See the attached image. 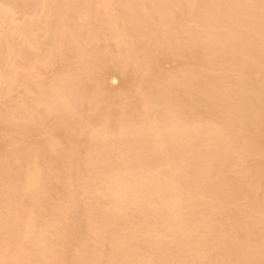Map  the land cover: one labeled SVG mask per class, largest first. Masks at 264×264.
I'll list each match as a JSON object with an SVG mask.
<instances>
[{
	"label": "bare ground",
	"instance_id": "6f19581e",
	"mask_svg": "<svg viewBox=\"0 0 264 264\" xmlns=\"http://www.w3.org/2000/svg\"><path fill=\"white\" fill-rule=\"evenodd\" d=\"M16 1V2H15ZM73 1H75V0H73ZM77 1V0H76ZM103 1V2H102ZM108 2V0H78L77 2H76V5L75 4H71L70 2V0H69V3L70 4H68V3H66V2H68V0H24V1H22V0H20V2H21V4H20V2H19V0L17 1V0H6V1H4V0H0V51H1V54H0V65L1 64H4V66L7 64V66H9L10 67V69H12V71L14 72H12L11 70V74L10 75H15V77H14V75L13 76H11V77H14V78H16V76H18V79L16 80V81H18V84L20 85L21 84V82L20 81H22L23 80V83L20 85V87H22V86H24L23 84H25L24 82L26 81V83H30V81L29 80H32V78H33V75H35V74H37L38 75V73H36V71H35V67H33L34 65V60L33 59H26L25 57L23 58V55L24 56H28V54H29V56L30 57H33V56H37L38 54L40 55V53H42L43 51V53L41 54V55H47L48 53H49V55H47V59H46V56H43V57H45V58H43L41 55L39 56V57H41V58H43V59H46V60H48V58L52 55V57H53V53H57L58 51H56L54 48L56 47V46H54L55 44H54V42H56L57 41V39L59 40V38H61V40H63L64 39V42L63 41H61L62 42V45H61V47H58V49L60 50V52H61V56H62V53H64V55H65V52L67 51V52H69L70 53V51L72 50V52H73V47L75 46V42H77V44H79V45H82L83 46V48H82V46H80V49H79V47H78V49H79V51L77 50V51H75V52H80V53H77L76 54V56H73L72 55V53H71V55H69L67 52H66V57L69 55V57L71 56V57H73V59L71 60H69V59H67L68 61H70V63H72L73 61H76L75 59H77V64H75L76 62H73L74 64L73 65H77V66H75L76 67V71L78 70L77 69V67L79 68L80 67V70H81V68H82V66L84 65V66H87L88 64V66H89V68H83V69H86V71H88L90 68H92V62H90V61H93V59H94V64L96 65L95 67H97V65H98V67H97V70H98V68L99 69H101L100 67H99V64L101 63L102 64V62H104V61H95L96 60V54H95V51H94V53L93 52H91V50L93 49V48H95L94 46L96 45V43H95V45H94V43H93V41L95 40V41H97L96 40V35L98 34L97 33V31L100 29H102L101 27H102V25H103V30L105 31H102L101 33L99 32V34H100V36H102L103 35V37L105 38V40H106V38H109L108 39V43L110 44V42H109V40H112L113 41V43L115 42V43H117V45H114L115 47L116 46H119V42H120V44L122 45V43L124 44H127L126 42L128 41V39H126L125 40V38H127V36L129 35V33H128V35L127 36H125L126 34H127V32H126V30H132V31H134L135 33H136V38H138V40H137V42H138V44H140L141 43V41H139V39H143V38H145V39H143V41L142 42H144V43H146L147 45H145V46H148V41H144V40H146L147 39V37H148V40H150V41H152V39H153V37H152V35L150 34L151 33V31L152 32H154V33H159L158 32V28L161 26L162 27V25L163 24H165L164 22H166L167 21V19H168V17H170L169 15H168V17H167V14H169V12H171V15H173V12H175V11H173L172 10V7L174 6L173 5V3H174V0H120V4L121 5H123L124 4V7H125V10L121 7V6H119V7H121L123 10H124V15H125V18H124V16H122L123 18H124V20L122 19V17H120L122 20H123V22H122V25L120 26V25H118V26H120L121 27V30H124L126 33H124L123 34V31H121L120 29H118L119 27L117 26V28H116V25H115V23L116 22H114V18L113 17H115V14L113 13L114 12V10H112L111 9V11H112V13H108V15L107 16H105V19H104V23H102V22H99V20L101 21V19H99V20H97L98 18V16H95V14H93V12H92V10H95L94 8L92 9V8H90L91 9V11L88 9L90 6H95V8H96V6H99V5H102L103 3H104V7L102 8V7H99V8H102V9H104V8H106V10H110V8L108 7L109 6V4L111 5V3L110 2H112V1H114V0H112V1H110L109 0V3H107ZM115 1H118L119 2V0H115ZM114 1V2H115ZM127 1H131V5H129L130 3H127ZM169 1H171V2H173V3H171L170 5H171V7L168 5V3H170ZM183 1H185L184 2V4L183 5H185L186 4V6H185V11H184V7L181 5V3H182V0H181V3H180V0H177V2L175 1V6H174V8L176 9V12H177V8H178V6L176 7V5H177V3H180L179 4V6H181L180 7V12L182 11V8H183V11H182V14H181V16L184 14L183 12H185V15H184V18H182V20H180V21H178V19H179V17L181 18V16H180V14H179V17H178V13H175L173 16V19L174 18H176L177 19V17H178V19L177 20H175L174 22V26L172 25V16L169 18V23L171 22V24H169L168 22H167V24H169V25H172L173 27H168L169 29H170V31H169V33H168V35H167V37H166V39H164V38H162L159 34H155V36H154V39H155V37H156V35H157V37H158V41L160 40L159 38L161 37L162 38V41H163V39H164V43H165V45H166V43H169V45L170 46H172V47H175L176 46V48L178 49L179 48V50H185V48H187V46L184 48V49H180V46H181V48L183 47V45L182 44H180L179 42L182 40V38L179 40V37L180 36H184V37H186V38H188V41L190 42V43H192L191 44V46H193V44H194V42L196 43V45L198 46L199 45V43H198V41L197 40H200L199 42H201L200 44H202V46H203V48L204 49H207L208 48V50H209V48H210V50L209 51H207V53H209L210 54V52L211 51H213L214 49L216 50V49H223L224 48V50H223V52L225 51V47H227L228 45L230 46V45H233V44H236L237 45V48H235L234 46H231V47H233V48H231V49H233V53H231V54H234L235 53V55H233L232 56V58H235L236 57V51L234 52V49H240L239 50V59H240V62L241 61H243L242 63H244V62H246V57L249 55V51H247V49H249L250 48V46L252 45V46H254V43H256V42H253L254 40H255V38H257V37H255L254 38V36H253V32H251V31H253L254 29H256L258 26V24L256 23L257 21H258V19L257 18H255V16L256 15H254L255 13H257V11H259V7H260V12H258V14L261 16V6L262 5H264V0H255L256 2H258L259 3V7L257 8V5L256 4H258V3H254L253 5H252V7H256L257 9L255 10V11H253V12H251V9H250V6H249V9H250V11H249V15H246V14H248L247 12H245V14L243 13V15H245L244 17H246V16H248L246 19H248V21H254L253 19H251V20H249L250 18H254L255 20L257 19V21L255 22L256 24V27H255V25H254V22H252L253 23V25H254V29H253V27L252 28H247V27H249V26H251V24L249 23V22H247V20L245 19V20H243V21H246V23H247V25H248V23L250 24L249 26H245V28H241V30L240 29H238V27L240 28V26L242 25H239V22L241 23L242 21V19L241 20H238V22H237V25H238V27L236 26V19L238 18V17H240L241 16V14H239V13H241L240 11H239V9L238 8H240V7H238V6H241L242 5V2L244 1V0H201V6L199 7V9L197 10V12H194L191 8L193 7V6H191V5H193L192 4V2H191V0H183ZM247 1V0H246ZM246 1H244V2H246ZM102 2V3H101ZM108 4H106V3ZM117 2V3H118ZM124 2H126L128 5V7H126L125 6V3ZM248 2V1H247ZM246 2V3H247ZM250 2V1H249ZM251 2L253 3V1L251 0ZM19 3V4H18ZM73 3V2H72ZM78 3V4H77ZM113 3V2H112ZM123 3V4H122ZM145 3H149V6L148 7H151V9L149 10V8H147L146 6H147V4L145 5ZM191 3V4H190ZM194 3V2H193ZM195 3H196V0H195ZM194 3V4H195ZM107 5V7L109 8V9H107V7H106V5ZM116 4V3H115ZM119 4V3H118ZM118 4H116L114 7L116 8V7H118L117 5ZM119 4V5H120ZM248 5V4H247ZM249 5H251V4H249ZM112 5H111V7H113ZM144 6H145V8L147 9V12H149L148 14H146V15H151L150 17H149V20L147 21V19H148V17L146 16V17H144V15H142L140 12H143L144 11ZM170 8H169V7ZM195 6H197V4L196 5H194V7ZM242 6H244V3H243V5ZM246 6V5H245ZM238 7V8H237ZM98 8V9H99ZM119 9V8H117V10H122V9ZM246 7H243V10L245 9ZM86 9H88V11H89V13L90 12H92V15H94V18H92L91 19V21L93 20V19H95V20H93L94 22V24H92V22L90 21V19H89V17L91 16V13H90V16H86V15H84L85 13H86ZM97 9V10H98ZM114 9V8H113ZM146 9H145V11H146ZM171 9V10H170ZM236 9H237V11H236ZM241 9H242V7H241ZM255 9V8H254ZM95 10L94 12H98V11H100L99 13H97V14H99V16H101V10ZM105 10V9H104ZM103 10V11H104ZM105 10V11H106ZM122 10V11H123ZM149 10V11H148ZM248 10V9H247ZM263 10H264V6H263ZM263 10H262V12H263ZM116 11V10H115ZM121 11V12H122ZM144 11V12H145ZM235 11H236V13L238 12V14L240 15V16H238L237 17V15H236V13H235ZM85 12V13H84ZM244 12V11H243ZM251 12V13H250ZM255 12V13H254ZM84 13V14H83ZM119 13V12H118ZM140 13V14H139ZM146 13V12H145ZM144 13V14H145ZM193 13H195V17H192L194 14ZM252 13H254V14H252ZM261 13V14H260ZM88 14V13H87ZM104 14V13H103ZM102 14V18H104V15ZM105 14H106V12H105ZM109 14H111V16H112V18L110 17V15ZM114 14V15H113ZM254 15V16H252V15ZM257 14V15H258ZM74 15H76L77 17V19H75V16ZM117 15V14H116ZM121 15H123L122 13H121ZM142 15V16H141ZM235 15H236V17H235ZM258 15V16H259ZM80 16H82L81 18H80ZM143 18L144 17V19H142L141 17ZM175 16H177V17H175ZM249 16H250V18H249ZM257 16V17H258ZM262 16H264V13L262 14ZM262 16H261V18L259 17V19L261 20L262 19ZM80 19H79V18ZM86 17H88V18H86ZM97 19H96V18ZM243 17V18H244ZM85 18L86 19H89V21L91 22V24H90V22L88 23V22H86V21H88V20H86L85 21ZM99 18H101V17H99ZM119 18V19H120ZM140 18H141V20L144 22V23H142L141 22V20H140ZM145 18H147L146 19V21H144L145 20ZM79 19V20H78ZM116 19V18H115ZM118 19V18H117ZM172 19V20H171ZM238 19H240V18H238ZM171 20V21H170ZM259 20V21H260ZM78 21V22H77ZM95 21H97V22H95ZM118 23H119V21L120 20H116ZM258 21V22H259ZM121 22V21H120ZM263 22V21H262ZM87 23H88V25H87ZM95 23H101V24H97V25H95ZM242 23H244V22H242ZM246 23H244V24H246ZM264 23V22H263ZM261 24V23H260ZM92 27V28H90V26ZM93 25V26H92ZM100 25H101V27H100ZM89 26V27H88ZM95 26H97V28H95V30H92L93 29V27H95ZM98 26H99V29H98ZM165 26V25H164ZM167 26V25H166ZM263 26V25H262ZM242 27H244V26H242ZM163 28V27H162ZM161 28V29H162ZM263 28V27H262ZM98 29V30H97ZM157 29V31H154V30H156ZM97 30V31H96ZM99 30V31H100ZM120 30V31H119ZM163 30H164V28H163ZM258 30H260L259 28H257L256 30H254L255 32H254V34H256L257 35V31ZM93 31V32H92ZM159 31H161V30H159ZM261 31H264V29H262ZM4 32H9L8 34H9V36L8 35H6ZM67 32V34H65ZM68 32L69 33H71V34H73V33H75V34H73V37L72 36H70L71 37V40H69L70 42H72V45H74L73 47H71V50H69L70 48H66L64 45L65 44H69V42H67L66 41V37H67V35H68ZM95 32V34L96 35H93V33ZM150 32V33H149ZM166 32V31H165ZM161 33H163L162 31H161ZM49 34V35H48ZM63 34H64V36H63ZM123 34V35H122ZM260 34H262V35H264L263 34V32H261ZM48 35V37H46ZM66 35V36H65ZM135 35V34H134ZM149 35V36H148ZM160 37H159V36ZM164 35V34H163ZM255 35V36H256ZM68 36V37H69ZM95 36V37H94ZM99 38L98 39H100V41H102V39L101 38H103V37H100L99 35H97ZM22 38V37H24L26 40H25V42H27V43H24V45H26V47L24 46V50H25V52H24V50L22 51L23 53H25V54H23V53H21V51H20V49H19V47H20V45H21V47L23 48V46H22V40H24V38L23 39H21V42L19 43V38ZM44 37H46L45 39L46 40H48V38H49V41H46V40H44L43 38ZM62 37H63V39H62ZM141 37V38H140ZM152 38V39H149V38ZM42 38V39H41ZM103 38V39H104ZM41 39V40H40ZM68 39H70V38H68ZM67 39V40H68ZM154 39H153V41H154ZM197 39V40H196ZM18 42H17V41ZM105 40H103L102 42H105V44H107L106 43V41ZM132 40V39H131ZM197 42H196V41ZM40 41H46V42H40ZM60 41V40H59ZM66 41V42H65ZM111 41V42H112ZM149 41V45L151 46L152 45V43L153 42H150ZM186 41V40H185ZM188 41H187V43H188ZM232 41H235L234 43H232ZM257 41V40H256ZM79 42V43H78ZM81 42V43H80ZM102 42H100V44H103ZM122 42V43H121ZM140 42V43H139ZM154 42H156V41H154ZM56 43H58V41L56 42ZM63 43H65L64 45H63ZM130 43V42H129ZM129 43H128V45H129ZM134 43V42H133ZM151 43V44H150ZM178 43L180 44V46L178 45ZM230 43V44H229ZM232 43V44H231ZM20 44V45H19ZM49 44H50V46H49ZM53 44V47L51 46ZM59 44H61L60 42H59ZM67 44V45H68ZM99 44V42H97V45ZM104 44V45H105ZM135 45L137 44V43H134ZM159 44V43H158ZM186 44V43H185ZM241 44V45H240ZM258 44V43H257ZM57 45V44H56ZM71 44L70 45H68V46H72ZM110 45H112V43L110 44ZM120 45V49L121 48H124V47H122V46H124V45H122L121 46ZM134 45V46H135ZM154 45H156V43L155 44H153L152 46H154ZM187 45V44H186ZM224 45H225V47H224ZM227 45V46H226ZM62 46H64L67 50H65L64 49V47H63V49L65 50V52H63L64 50H62L61 51V49H62ZM106 46H108V45H106ZM129 46H131V44L129 45ZM133 46V45H132ZM133 46V47H134ZM142 46V45H141ZM140 46V47H141ZM149 46V47H150ZM152 46L150 47L151 49H156V47H158V45H156V46H154L153 48H152ZM163 46V45H162ZM179 46V47H178ZM190 46V47H191ZM197 46H195V47H197ZM223 46V47H222ZM244 46L245 47H247L246 49L244 48ZM257 45L255 44V47H256ZM261 46H264V45H261ZM260 46V47H261ZM20 47V48H21ZM77 47V46H76ZM93 47V48H92ZM149 47H146V48H149ZM164 47V46H163ZM168 45H166L165 46V48H166V50H164V51H166L165 53H167V49H168ZM172 47H169L170 49L172 48ZM189 47V46H188ZM190 47H189V50H188V48H187V50H188V52L189 53H191V54H193L194 52L195 53H197V51H199V50H196V49H190ZM40 48H42V49H40ZM52 48H53V50H52ZM82 48V49H81ZM92 48V49H91ZM101 48V47H100ZM116 48H118V47H116ZM145 48V47H144ZM194 48V47H193ZM201 49V45H200V47L198 46L197 47V49ZM257 48H258V46H257ZM257 48H256V50H257ZM57 49V48H56ZM57 49V50H58ZM96 49V48H95ZM99 49V48H98ZM109 49V48H108ZM125 49V48H124ZM128 49H130V48H128ZM136 49V48H135ZM157 49H159L160 50V44H159V47L157 48ZM176 49V50H177ZM230 49V48H229ZM252 49V51L254 50V48H251ZM251 49H250V51H251ZM260 49H262V47L260 48ZM36 50H38V52H39V50H43L42 52H40V53H38L37 52V54H34V53H36ZM55 50V52H53ZM97 50V49H96ZM100 50H102V49H100ZM105 50V49H104ZM111 50V49H110ZM109 50V51H110ZM115 50V49H114ZM117 50V49H116ZM146 51V53L144 52V55H145V58H144V60H147L148 62H150L148 59H150L149 57L148 58H146V56H149V55H151L152 53H154V54H152L151 55V57L153 58V56L155 55V57L157 58V56H156V54H158L159 52V54H162V52H161V50L160 51H158V50H154L155 52H156V54H155V52H152L153 50H150L149 49V51H151L152 53L151 54H147V53H150V52H148V49H145ZM176 51L177 52V54L179 53V55H178V58L181 56V55H183L184 53L183 52H185V54H187V55H184V56H188L189 54L188 53H186V51L187 50H185V51H181V53H180V51ZM195 50V51H194ZM245 50V51H244ZM93 51V50H92ZM103 51V50H102ZM106 51V50H105ZM126 51V50H125ZM133 51H134V49H133ZM203 50H200V54L202 53H204L203 55L205 56V52H202ZM217 51V50H216ZM216 51H213V53H216ZM227 51L229 52V50H228V48H227ZM227 51H226V53L224 52V54L222 53V51L220 50V52H221V54L219 55V54H217V55H219V56H221L222 54H223V56L226 54H228L229 55V53H227ZM230 51V52H231ZM251 51V52H252ZM259 51V50H258ZM263 51H264V47H263ZM45 52H47V54H44ZM53 52V53H52ZM110 52H112V51H110ZM130 52V51H129ZM139 52V51H138ZM171 52V51H170ZM257 52V51H256ZM27 53V54H26ZM51 53V54H50ZM59 53V52H58ZM89 53H93V54H90L89 55ZM107 53V52H106ZM120 53V52H119ZM123 53H125L124 51H123ZM122 53V54H123ZM131 53H133L132 51H131ZM168 53H169V51H168ZM171 53H173V52H171ZM206 53V54H207ZM213 53H211L210 55L212 56V58L213 57H215L214 55L215 54H213ZM259 53H262L263 54V52L262 51H259ZM257 54L256 53V55H257V57L254 55L255 54V52H253V54L252 55H254V57L253 58H251V60L252 59H258V56L259 55H261V54ZM23 54V55H22ZM32 54H34V55H32ZM95 54V55H94ZM101 54V53H100ZM118 54V53H117ZM121 54V55H122ZM128 54V53H127ZM135 54V53H134ZM140 54V53H139ZM181 54V55H180ZM208 54V55H209ZM60 55H57L56 56V59H55V57H53L52 59L50 58V60H54L53 62H55V60L57 61V60H61V61H63V63H68V61L65 59V62H64V59L62 60V58L63 57H65V56H63L61 59H58V57L60 56ZM92 55V58H93V56H94V58L93 59H89L88 57L89 56H91ZM132 55V54H131ZM130 55V56H131ZM142 55H143V51H142ZM141 55V56H142ZM171 55H173V54H171ZM199 55V54H198ZM208 55H207V59H208V61H210L211 60V57H210V59L208 58ZM209 55V56H210ZM225 55V56H226ZM228 55H227V57H228ZM237 55V56H238ZM49 56V57H48ZM55 56V55H54ZM98 56V55H97ZM102 56H103V54H102ZM106 56H107V54H106ZM105 56V57H106ZM111 56H112V54H111ZM110 56V57H111ZM115 56V55H114ZM129 56V57H130ZM139 56V55H138ZM159 56H161V55H159ZM167 56H169L168 54H167ZM183 56V57H184ZM192 55H190L189 57H191ZM196 56V55H195ZM218 56V57H219ZM230 57H231V55H229ZM235 56V57H234ZM262 57H263V55H261ZM69 57H67V58H69ZM70 57V58H71ZM101 57V56H100ZM109 57V56H108ZM142 57H144V56H142ZM142 57H141V59H142ZM155 57H154V59H155ZM197 57H199V56H197ZM202 56L200 55V58H201ZM217 57V58H218ZM222 57V56H221ZM227 57H223V59L221 60L222 62H220V64L222 63V64H224V62H225V64L227 65V63H231V66H230V68L231 67H233L232 65L235 63V65H236V67L235 68H237V67H240V63L239 64H236L237 62H239V59H234L235 61H232V62H227V61H224ZM229 57V58H230ZM261 57V58H262ZM38 58V57H37ZM112 58V57H111ZM111 58H109L110 60H111ZM117 58V57H116ZM120 58H121V56H120ZM137 58V57H136ZM177 58V57H176ZM181 58V57H180ZM185 58V57H184ZM203 58V57H202ZM202 58H201V60H202ZM220 58V57H219ZM228 58V59H229ZM264 58V57H263ZM18 59L20 60V61H18ZM41 60L42 61V63H43V66H44V64H46L45 62H46V60L44 61V60ZM80 59V60H79ZM97 59H98V57H97ZM102 59V58H101ZM124 59V64H125V66L127 67V65L126 64H128L129 63V58H128V63H126L125 62V60H127V59H125V54H124V57H123V55H122V58L120 59V60H123ZM139 59H140V57H139ZM186 59V58H185ZM207 59L205 60L204 58H203V60L204 61H206L207 63H208V61H207ZM214 59V58H213ZM228 59H226V60H228ZM245 59V60H244ZM50 60H48V61H50ZM107 60V59H106ZM193 60V59H192ZM202 60V61H203ZM219 62L220 60L219 59H216L215 58V62H214V60H213V63L214 64H212L211 62L212 61H210V64L211 65H213V66H215V63H218L217 61ZM250 60V61H251ZM254 60H252V61H254ZM259 60H261L260 59V56H259ZM259 60H258V62L257 63H261V62H259ZM21 61H22V63H21ZM47 61V62H48ZM112 62H114V61H117V60H115V59H112L111 60ZM118 61H119V58H118ZM117 61V62H118ZM136 61L137 62H139L138 61V59H136ZM141 61V60H140ZM151 61H153V60H151ZM161 61V60H160ZM187 61V60H186ZM201 61V62H202ZM224 61V62H223ZM18 64H17V63ZM52 62V63H53ZM60 62V61H59ZM97 64H96V63ZM109 62V61H108ZM108 62H106V63H108ZM112 62H110V63H112ZM122 62V63H123ZM133 62H134V60H133ZM137 62H135V64L134 65H136V63ZM148 62H146V63H148ZM206 62H202V64H204L203 66L205 67L206 66ZM234 62V63H233ZM249 62V60L247 59V63ZM33 63V64H32ZM41 63V64H42ZM49 63V62H48ZM48 63L46 64L47 66H48ZM51 63V64H52ZM70 63H69V65H70ZM90 63H91V66H90ZM105 63V64H106ZM114 63H116V62H114ZM121 63V62H120ZM122 63H121V66H123L122 65ZM142 63V62H141ZM140 63V64H141ZM194 63V62H193ZM233 63V64H232ZM254 63V62H253ZM252 63V64H253ZM257 63H255L256 64V66H257ZM18 66H17V65ZM19 64H21L20 66H19ZM64 64V65H65ZM78 64L79 65H81V66H78ZM100 64V65H101ZM131 64H132V62H131ZM131 64H129L128 66V68H126L125 66V71H126V69L128 70H131V68H130V66H131ZM133 64H132V66H133ZM137 64H139V63H137ZM139 64V65H140ZM142 64H144V63H142ZM149 64V63H148ZM150 64H152V63H150ZM149 64V65H150ZM189 64V63H188ZM209 64V65H210ZM219 63H218V65H217V68H218V66L220 65ZM222 64H221V66H222ZM254 64V65H255ZM262 64V63H261ZM45 65V66H46ZM104 65V64H103ZM112 66H114L115 64H111ZM110 64H109V66H111ZM139 65H138V68H139ZM146 65V64H145ZM148 65V66H149ZM185 65H187V64H185ZM199 65V64H198ZM230 65V64H229ZM237 65H239V66H237ZM242 65V64H241ZM244 65V67H245V64H243ZM247 65V64H246ZM3 66V67H4ZM44 66V67H45ZM66 66H68L67 64H66ZM106 66V65H105ZM104 66V67H105ZM109 66H106V67H109ZM116 66V68H117V70L118 69H122V67L120 66V64H118L117 63V65H115ZM120 66V68H118V67ZM141 66V65H140ZM144 66V65H143ZM142 66V67H143ZM200 66H202L201 64H200ZM208 66V65H207ZM205 67V68H202V67H200L199 69L201 70V71H204V72H201V76L199 75V73H200V71H198L199 73H197L199 76H197V78H195L194 77V75L196 74L195 73V71L196 70H191L190 68H188L189 69V71H188V69H186L187 71H188V73H190L191 71L192 72H194V75L192 74V76H191V74L190 75H188L189 76V78L190 77H192V79H190V80H194V81H192V82H195V81H199L200 82V79L202 78V76L204 77V79H205V77L207 78V77H210L212 74H211V72H210V70H212V68H211V66H208V67ZM220 66V67H221ZM264 66V65H263ZM6 67V66H5ZM4 67V68H5ZM19 67V68H18ZM72 66H68V67H66V68H71ZM95 67H93L94 68V70L96 69ZM103 67V68H104ZM134 67H136V66H134ZM142 67H140V68H142ZM185 67V66H184ZM193 67V66H192ZM196 66H194V68H195ZM216 67V66H215ZM229 67V66H228ZM243 67V68H244ZM259 67V66H258ZM2 68V67H1ZM21 68V69H20ZM47 68V67H46ZM45 68V69H46ZM64 69V70H68V69ZM93 68L92 69H90V70H93ZM113 68V67H112ZM115 68V69H116ZM137 68V69H138ZM186 68V67H185ZM185 68H183V66H182V71H183V69H185ZM206 68L208 69V68H211V69H208L209 70V72H208V75L209 74H211L210 76H208L207 75V73H206V75L205 74H203L202 75V73H205V72H207L206 71ZM224 68H226L224 65H223V68L221 69V68H218V70H216V69H214V67H213V72H214V70H216L215 72L216 73H214V74H216L217 76H219V75H222V77H224L225 79H223L221 76V79H223V81L224 80H227V82H228V79H227V74L225 75V76H223L226 72H223V70H225ZM234 68V70H235V72H237L236 71V69ZM240 68H242V67H240ZM239 68V69H240ZM243 68H242V70H243ZM247 68V67H246ZM250 68H254L253 66L252 67H250ZM72 69V71H73V67L71 68ZM75 69V68H74ZM88 69V70H87ZM114 69V70H115ZM135 69V68H134ZM134 69H133V71H134ZM136 69V70H137ZM143 69H144V67H143ZM150 69V68H149ZM203 69V70H202ZM205 69V70H204ZM238 69V68H237ZM238 69V71H240ZM245 69V68H244ZM255 69V68H254ZM260 69H262V67L260 68ZM20 72H19V71ZM33 70H34V73H33ZM48 70V69H47ZM63 70V69H62ZM113 70V71H114ZM123 70H124V68H123ZM122 70V71H123ZM145 70H148V67H146L145 68ZM145 70H144V74H145ZM185 70V71H186ZM230 70V69H229ZM231 70H233V68L231 69ZM233 70V71H234ZM3 72L5 71L4 69L2 70ZM7 71V70H6ZM9 71V70H8ZM7 71V72H8ZM19 72V74H18V72ZM61 71V70H60ZM69 71H71L70 69L67 71V73H65V74H63V76H62V74H60L61 76L60 77H58V83H60L61 84V82L63 81V79L65 80L66 78L64 77V76H66L67 77V74L68 73H70V77H71V79H72V75L74 74H72L71 75V73L72 72H69ZM85 74H86V72L84 71V70H82ZM82 71H77V72H75V71H73V72H75L77 75L75 76H73V77H77L78 76V73H80V72H82ZM132 71V70H131ZM139 70H137V72H138ZM181 71V72H182ZM185 71H183V72H185ZM186 71V72H187ZM233 71H229V73H231V75L233 76V79H235L234 77H237L238 76V73L236 74L235 72V74H236V76H234L235 74H233L232 72ZM246 71V70H245ZM250 70H248V72H249ZM260 71V70H259ZM63 73H64V71H62ZM66 72V71H65ZM82 72V79H83V77H85L86 79H87V75H95L94 77H97V74H95V72H97L98 73V71H92V73L93 74H91V71H89V74L87 73V75H84V73ZM112 72V71H111ZM115 72V74H113ZM114 72H112V74H113V77H115V75H118L119 74V72L118 73H116L117 71H114ZM135 72V71H134ZM137 72H135V73H137ZM142 72H143V70H142ZM149 72V71H148ZM147 72V73H148ZM180 72V73H181ZM191 72V73H192ZM247 72V71H246ZM255 72V71H254ZM257 72V71H256ZM1 73V72H0ZM13 73V74H12ZM55 73V72H54ZM101 73V72H100ZM103 73V72H102ZM109 73V72H108ZM134 73V74H135ZM4 74H7V73H5L4 72ZM111 74V73H110ZM139 74H140V72H139ZM142 74V73H141ZM143 74V75H144ZM150 74V73H149ZM239 74H241V73H239ZM246 74V73H245ZM257 74V73H256ZM1 75H3V74H1ZM10 75H7L6 76V78L8 77V76H10ZM37 75L35 76L36 78H37ZM55 75V74H54ZM80 75H81V73L79 74V77H80ZM142 75V76H143ZM145 75H147V74H145ZM179 75H182V74H179ZM184 76L186 75V74H183ZM185 76L186 77V79H187V77L188 76ZM5 76V75H4ZM22 77V80L21 79H19L20 77ZM148 76V75H147ZM147 76H144V77H147ZM168 76V75H167ZM169 76H172V75H169ZM168 76V77H169ZM183 76V77H184ZM231 76V77H232ZM240 76V75H239ZM244 75L242 74V76L241 77H243ZM246 76V75H245ZM244 76V78H249V76L247 75L246 77ZM251 76V75H250ZM256 76V75H255ZM11 77H8V78H11ZM51 77V76H50ZM50 77H49V79H50ZM69 77V76H68ZM111 77V76H110ZM118 77V76H117ZM122 77V76H121ZM139 77V76H138ZM141 77V76H140ZM174 77H177V75H175L174 76V74H173V76H172V78H174ZM181 77V76H180ZM184 77V78H185ZM200 77V78H199ZM220 77H217L216 78V76H214V77H212V78H216V79H218L219 78V81H220ZM0 78H1V76H0ZM2 78H3V76H2ZM23 78H25V79H28V80H25L24 81V79ZM38 78H39V76H38ZM37 78V79H38ZM54 78H56V77H54ZM78 78V77H77ZM77 78H74V79H77ZM84 78V80H86ZM92 78H93V76H92ZM102 78V77H101ZM116 78V77H115ZM118 78H120V77H118ZM143 78V77H142ZM141 78V79H142ZM152 78V77H151ZM167 78V77H166ZM166 78H164V80L166 79ZM171 77H169L168 79H166L167 81L169 80V79H172ZM211 78V77H210ZM211 78V79H212ZM239 78V77H238ZM238 78H236V79H238ZM251 78H252V76H251ZM251 78H249L250 79V81H247V82H253V80L251 79ZM255 78V77H254ZM5 79V78H4ZM4 79H2V80H4ZM35 79V78H34ZM42 79V78H41ZM48 79V80H49ZM71 79H69L70 81H72ZM110 79V78H109ZM147 79V78H146ZM175 79V78H174ZM203 78H202V81L201 82H205V80H204ZM209 79V78H208ZM208 79H206V80H208ZM210 79V81L212 82V81H215L214 79H212L211 80ZM242 79V80H241ZM13 80V79H12ZM20 80V81H19ZM36 80V79H35ZM79 79H77V81H78ZM81 80V79H80ZM89 80V79H88ZM91 80V79H90ZM89 80V81H90ZM94 79H92L91 81H93ZM152 80L154 81V79L152 78ZM156 80V79H155ZM166 80L165 81H163V82H161V84L163 83V85H159L157 82H155L154 83V85L156 84V86L157 85H159V86H161V87H159V86H157V87H159L158 89H160V88H163V90L165 89L164 87H162V86H164V85H166L165 84V82H166ZM176 80H177V78H176ZM175 80V81H176ZM185 79H182V81H184ZM189 80V79H188ZM240 80L243 82V78H240L239 79V81H238V83H240ZM248 80V79H247ZM256 80V79H255ZM11 81V79L9 80V81H7V79H6V82H7V84L9 83ZM16 81H15V83H14V81H11L5 88H4V86H3V88L1 87L2 86V84L0 85V87H1V92H2V94L1 95H3V97H4V94H6L5 96L7 97V98H5V100L6 99H9L8 97H9V94L11 93L10 91V93L8 94V90L6 91L5 89H9V88H7L10 84L12 85V84H14V85H12L13 87L12 88H14V86L16 85V87H18L17 85L18 84H16ZM27 81H29V82H27ZM37 81V80H36ZM50 81V80H49ZM48 81V82H49ZM55 81V80H54ZM67 81H68V78H67ZM73 81H75V80H73ZM87 81V80H86ZM89 81H87V82H85V83H88ZM151 81V80H150ZM149 81V82H150ZM172 80H170V82H171ZM181 80H179V81H176V82H180ZM181 81V82H182ZM217 81V80H216ZM233 81V80H232ZM237 81L235 80L234 81V85H236L237 87H234V88H230V87H228V86H226L225 84H224V82H223V84H220V83H218V82H215V84L214 83H212V84H214L213 85V87H215V89L212 87V89H214L213 90V92H212V90L210 89V85H212L210 82H209V80H208V83H207V81H206V83L207 84H205L204 82L202 83V86H203V84L205 85V86H207V85H209L208 87H206V88H208V89H210L209 91L210 92H212L213 94H215L216 93V96L215 95H213V96H211L209 93L207 94V93H203L204 95L206 94V96L207 95H209L208 96V98H211V97H213V98H215V99H217L216 101H218V98L220 99V100H224V103L226 102V101H228L229 99H233V98H236L237 99V101H235V103L237 102V103H240V108H242L245 104L244 103H247L246 102V100H245V102L243 103L242 101L244 100V99H242V101H241V98H244V94H246V93H248L249 91H250V89L248 90V89H246V87H245V89L247 90L245 93H241V91L244 89V87H241L240 85H237L238 83H237ZM245 82H246V80H244ZM1 82V81H0ZM6 82L4 81L3 83V85H5L6 84ZM13 82V83H12ZM20 82V83H19ZM32 82H34V80H32ZM30 83V85L31 84H33V83ZM39 82V80L37 81V83ZM56 82V81H55ZM81 82H83V81H81ZM152 82V81H151ZM186 82V81H185ZM188 82V81H187ZM189 82H191V81H189ZM191 82V83H192ZM221 82V81H220ZM227 82H226V84H227ZM241 82V83H242ZM244 82V83H245ZM246 82V83H247ZM35 84H36V82H34ZM51 83H53V82H51ZM68 83H70L69 81H68ZM84 82H83V85L85 84ZM89 83H91V82H89ZM88 83V84H89ZM160 83V82H159ZM167 83V82H166ZM184 83V82H183ZM219 84V87H222V86H226V87H228V88H224V87H222V88H218V85H216V84ZM231 83V82H230ZM237 83V84H236ZM244 83H242V84H244ZM254 83V82H253ZM253 83H252V85H253ZM50 84V83H49ZM54 84V83H53ZM57 84V83H56ZM134 84V83H133ZM147 84V83H146ZM170 84H175L176 85V83H170ZM185 85L183 86V84L181 83V85H182V88H184L186 85H189L188 83H184ZM194 84V86H196V84H197V82L196 83H193ZM201 84V83H200ZM10 85V86H11ZM29 84H26L25 86H28ZM29 85V86H30ZM39 85H40V83H39ZM68 84H65V86L64 87H66ZM70 85H71V83H70ZM70 85H68V86H70ZM74 85H76V81H75V84ZM73 85V86H74ZM79 84H77V86H78ZM80 85H81V83H80ZM97 85V84H96ZM109 85V84H108ZM136 85V84H135ZM134 85V86H135ZM138 85V84H137ZM140 85V84H139ZM149 85H150V83H149ZM152 85H153V83H152ZM153 85V86H154ZM173 85H171V86H173ZM174 85V86H175ZM179 84H177L176 85V87L178 86ZM198 85V84H197ZM221 85V86H220ZM228 85V84H227ZM234 85H232V86H234ZM251 84H246V86H248V88H251L250 86H252ZM28 86V87H29ZM32 86V85H31ZM45 86V85H44ZM48 86V85H47ZM51 86L52 85H50L49 86V88L50 89H48V87L47 88H44V87H42L41 86V88H40V86L39 87H37V88H40V90L42 89L43 90V88H44V90H43V92L45 93V91H46V93H49L50 92V90H51V92H50V94H51V98L52 97H54V95H56L57 93H58V95H59V92H57L58 90H57V88H55V89H53V88H51ZM77 86H75V87H77ZM82 86V85H81ZM81 86H80V88H81ZM146 86V85H145ZM153 86H152V91H155V93L158 91V97L160 98V97H162V95L164 94H162L161 93V96H159V94H160V92H161V89L160 90H158V89H156L157 87L155 86V89H153ZM173 86V87H174ZM192 85L190 84V87H191ZM199 86V88H203L205 91H206V88H205V86H200V85H198ZM216 86H217V88H216ZM230 86V85H229ZM238 86H240V87H238ZM255 86V85H254ZM27 87V88H28ZM46 87V86H45ZM53 87V86H52ZM54 87H56L55 85H54ZM59 87V86H58ZM75 87H73V88H75ZM91 87V86H90ZM140 87V86H139ZM151 87V86H150ZM166 87V86H165ZM173 87H170V88H173ZM176 87H174V88H176ZM193 87V86H192ZM191 87V88H192ZM26 88V87H25ZM32 88V87H31ZM30 88V89H31ZM77 88L79 89V90H77ZM76 88V90H75V92L77 91V92H81V89L79 88V87H77ZM136 89H137V87H135ZM141 88V87H140ZM173 88V89H174ZM180 88V90L181 91H183V89L181 88V86L179 87L178 86V89ZM199 88H197L196 90H198ZM239 88H241V89H239ZM243 88V89H242ZM4 89V91H6V92H4V91H2ZM10 89H11V87H10ZM9 89V90H10ZM20 89V88H19ZM36 89V88H35ZM46 89H48L49 90V92H47L48 90H46ZM52 89L54 90V91H56L57 93L55 94L54 93V95L52 94ZM65 89V88H64ZM71 89V88H70ZM87 89V88H86ZM184 89H186V90H188L189 89V86H186ZM193 89V88H192ZM245 89L243 90V91H245ZM251 89H253V88H251ZM11 90H13V89H11ZM65 90H67V87H66V89ZM162 90V91H163ZM175 90V89H174ZM185 90V93L186 92H188V91H186ZM195 90V91H196ZM215 90H217L215 93H214V91ZM18 90H16V92H17ZM19 91H22V89L21 90H19ZM73 91H74V89H73ZM93 91H94V89H93ZM160 91V92H159ZM165 91V90H164ZM163 91V92H164ZM199 91V90H198ZM200 91H202V92H205V91H203V90H200ZM200 91L199 92H197L196 91V94L198 93V96H200L202 93H200ZM252 92H253V90H251ZM251 91L248 93V94H250L251 93ZM3 92H4V94H3ZM26 92H28V91H26ZM30 92V91H29ZM35 92V91H34ZM63 92V91H62ZM98 91H96V89H95V91L92 93V94H94L93 95V97H95V95L98 97L99 96V94L100 93H97ZM169 92V91H168ZM173 92V91H172ZM208 92V91H207ZM13 93V92H12ZM25 93V92H24ZM32 94L30 95V93H29V95H30V99L32 100V102H31V104H29V107H33V106H35V105H37V102L35 103V102H33V100L34 101H37V100H41V99H39L37 96H35L36 94L35 93H33V91L31 92ZM40 93H42V92H40ZM67 93L69 94V90H67ZM71 93H73V92H71ZM82 93H83V91H82ZM85 93V92H84ZM96 93V94H95ZM124 93V92H123ZM137 93V92H136ZM155 93H153V94H155ZM170 93V92H169ZM168 93V94H169ZM174 93V92H173ZM173 93H170L169 95L168 94H164V98L165 99H167V100H165L164 102H162V103H164L163 104V107L161 106V101L162 100H164V98H161V100H160V104L157 102L158 101V97L154 100V102H157V104L156 103H151V100H150V102H148V100H147V102L145 101L144 102V104L142 103L141 104V109H140V111H138V113H136V114H132V113H129V115L127 116H125V117H121V118H119L118 119V121L116 122V124H115V126H114V128L112 129V131L111 130H109V128L106 130V125L105 124H107V117L106 116H108V114L105 116L106 118L104 119L103 117H102V119H104L105 121H103V120H101V117L99 116L98 118H100L99 119V124L97 125V126H95V129L94 128H92L95 124L93 123V124H89V122L87 123L88 125H92V131H93V133H95V137L96 136H99V137H102L103 139H105V141L106 142H109V143H105V144H103V145H106V150L107 149H109L108 148V146H107V144H109V146H110V141H111V139L113 140V137H117V138H123V139H127V141H129V139L131 138V141H130V144H132V138L134 139V138H140V139H138L139 141H140V143L142 142V141H144L145 140V142L147 141V142H149V144H150V141L152 142V149H154V150H156V153H155V151H154V153L155 154H157V151L159 152V155H160V157H161V159H162V163H160L159 165H157V164H154L153 166H150L151 164H153V162L155 163V160L154 159H151V158H149V159H151L152 161H150L148 158H146V157H144V158H146L145 160L148 162V164L151 162V164H149V166H147V164L146 163H144L143 162V164H142V162L140 163L139 161H137L136 160V158L137 157H135V158H126L127 159V161L128 162H130V164H133V162H134V167L135 168H130V169H128V168H125V167H127L128 165H126L127 163H125L126 161L124 160L125 158L123 157V153H124V151H125V153H126V148H128V147H132V146H129V142H126L125 143V140H124V142H123V144H126V145H128L126 148L124 147V151H122L121 150V148H120V146L121 145H119V143H118V149H119V151H122L121 153H115V149H117V148H115L114 150H113V148H111L112 150V152L111 153H113V151H114V153L115 154H117V155H115L114 153H113V155H115V160H120V158L122 157V158H124L123 160L121 159L120 161L122 162V161H125L124 162V164L126 165H124L125 167L123 168V164H121V166H120V168H123V169H120L117 165L116 166H114V167H112V164L114 163L115 164V162L116 161H113V163L112 162H107L106 161V159H105V163L106 164H110L111 163V168H119V169H116L115 171H109V170H111L110 168H108L106 171L107 172H109V173H106V174H104L103 172L105 171V169L108 167L107 165H104V166H107V167H105L104 168V171H102V174H104V175H100V177H98L99 176V173H101V172H99L98 173V175L97 176H95L94 178L92 177V175L90 176V178H93V180L94 179H99L98 181H99V183H101L100 185L102 186L101 187V189H99V190H97V188L99 187V183L97 182V180H96V182H94L93 180H90L91 181V183L93 184L92 185V187L94 186V184L95 183H97L98 184V187H97V184H95L96 185V187L94 186V188H96V190H95V192H97V193H95V195L96 196H94V197H96L95 198V200L96 199H98L97 201H95L94 202V198H90V196L88 195V196H86L88 193H94V191H93V188H92V190L91 191H93V192H89L88 191V193L86 194V193H84L86 190H90V188L89 189H82L84 192H82V193H80L81 194V196H82V194H86V195H83L82 197H88L87 199H89V202H90V200L92 201V202H90L91 203V208L95 211H93V212H91L92 210H91V208L89 207L90 205V203L88 204L87 202H86V204H84V201H88V200H86V198L84 199V201L83 200H81V199H79L78 200V196L80 195V194H78V196H77V201L79 202V204L80 203H82L83 205H85V206H88L87 208H90V213L92 214H94V216L95 215H97V214H95L96 212L97 213H99V215L100 216H96L95 218H98L97 220L98 221H96V219L95 218H93L92 219V215H89L91 218H89V216H88V218L89 219H92L93 221H95L96 223L98 222V223H100L101 221V227H102V224L104 223H108V220L110 219L111 220V222L114 224L115 223V225L117 226L118 225V222H121V225H122V223H123V225H124V227L126 226V228H127V226L129 227V228H127V230L125 229L124 230V227H123V229L122 228H120L122 231L124 230V233H126L125 234V237L122 239H118L119 237H121L122 235L124 236V233L123 232H121V231H119L120 229H118V230H116V229H113V233H112V235H111V238L109 237V235L108 236H106V237H104V234L106 235V233H109L108 231H110L111 232V230L110 229H112L113 227H111L110 226V228L109 229H107V227H106V225H104L102 228H99L100 226L99 225H97L96 223V225H97V227H98V229H101V230H98L97 229V227H96V225H95V227H96V229L95 228H90L89 226H91V222H92V220H91V222L89 223V222H87V219L85 218V217H87V215H85V213L86 214H88L87 213V208L86 209H81V211H82V213L84 214L83 216H81L80 214H82V213H80V209L78 210V206L76 207V205H79V204H77V202H76V204H75V209L76 210H73L72 209V211H79L78 213H76V215L73 213V212H71L70 214L72 215L73 214V216H77L78 218H80L79 216H81L82 218H85V219H83V223L85 224V222L89 225V226H87L86 224L84 225V226H87V227H85L84 228V230L85 231H87V232H85V234H87L88 233V231L89 230H92V232L93 231H95L94 232V236L97 234V233H99L100 231L101 232H106V233H104V234H102V236L100 235V233H99V236H98V238H100V239H105V241L107 240V241H109V244H108V246H107V248H110V249H108V250H112L113 251V249L114 250H118L117 252H118V254H119V251L121 252L120 254H119V256H122V257H119L120 258V262H117L116 263V261H117V253L115 252H113L112 254H114L113 256H115V258H117V259H113L112 257H111V260H109L110 259V254H111V251L110 252H107L106 253V251H108V250H105V248H104V252L106 253L105 255L106 256H103V262H104V260H105V262L107 261V260H109V262H110V264H202V262L204 263L205 261H206V259H207V263L209 262L210 263V261L211 262H214V260L216 259V256H212V257H214L215 259L213 260V258L211 259V255L208 257V255H207V252H208V242L209 241H212V240H210V239H215L216 241L217 240H219V239H217V237H219V234H220V236H224V237H226L228 234H226L224 231H216V230H218L217 228H219L218 226L220 225V224H223V228L226 226L225 225V223L223 222V221H225V220H222V222L220 223V220L218 219V214H221V213H218L217 212V204H220L221 203V199H219L220 197H221V194H219L218 192L219 191H216V193L215 194H218V197H219V195H220V197L218 198L216 195H206V194H204L203 193V188H204V186H203V188H202V185L205 183V184H208L210 181L213 183V179H214V175L217 177V175H216V173H218V168L219 167H221V165H220V163H218V166L216 167L215 165L217 164H215V162H224L226 165L228 164L229 165V163H227V159H226V157L229 155V157L231 158L234 154L232 153L233 152V150H232V152H231V154H232V156H230L231 154H227V155H225V153L227 152L228 153V151L230 152V150L228 149V147H230L231 145H232V143H230L231 142V140H230V142H229V139H230V137H232V135L231 134H235L236 132H234L233 133V131L235 130V129H233V126H232V130H231V125L233 124L232 122H233V120H234V116H233V118H232V115L233 114H231V113H237V114H234L235 116L236 115H239V113H240V110H239V107H237V106H239L237 103H236V105H235V103H234V105H235V107H233V102L231 103V105L230 106H232V107H230V108H232L233 110L236 108L237 110H234V112L233 111H230V110H225L226 108H222L221 109V111L220 112H218L219 113V115L218 114H216V112H217V110H220V107H219V109H218V106H221L223 103V101L221 102L222 104L221 105H218V106H216V102L214 103V101H213V103H214V105H215V109H213V108H211V109H213L211 112H213L214 110H216V112H215V114L213 115V116H215V119L213 120V119H210V120H206L207 118L206 117H208L209 118V116H211V115H207V116H204L205 118H204V120H206V121H202L203 120V117L201 116H190V115H188L189 117L187 118V116H185V115H187L186 113V111L185 110H183V107H184V102H186V101H183V100H181L180 99V103L178 104V107H180L179 105H181V101H183V105H181V107H182V111H183V113L180 111V113H179V111H178V109L176 108V107H173V108H171L172 107V105L174 106V104H171V107L170 108H168L169 107V103L168 104H166V105H168V107H165L166 105H165V103H166V101H168V98H170V97H172V96H174V95H172V96H170L171 94H173ZM191 93V92H190ZM240 93H241V95H242V97H241V95H240ZM254 93H256V92H254ZM253 93V94H254ZM23 94V93H22ZM25 94H27V93H25ZM24 94V95H25ZM43 94V93H42ZM50 94H45L46 96H50ZM64 94H66L65 93V91L63 92V95ZM67 94V95H68ZM73 94H76V93H73ZM73 94H72V97L74 98V96H73ZM77 94H79V96H80V99L82 98L81 97V95L83 96V95H86V94H81L80 95V93H77ZM91 94V95H92ZM148 94V93H147ZM176 95H177V92L175 93ZM186 94H188V93H186ZM8 95V96H7ZM11 95V94H10ZM28 95V96H29ZM39 95V94H38ZM44 95V96H45ZM71 94H69V96H70ZM169 97H168V96ZM189 95V94H188ZM187 95V96H188ZM195 95V94H194ZM217 95L219 96L218 98H217ZM239 95V96H238ZM34 96L35 98H33L32 99V97ZM40 96H43V95H39V97ZM57 96V95H56ZM55 96V97H56ZM69 96L67 97V96H64V97H62V96H60L59 95V97L61 98L62 97V99L63 98H69ZM78 96V95H77ZM76 96V97H77ZM149 96V95H148ZM151 96V95H150ZM154 97L155 96H157V94H155V95H153ZM201 96H203V95H201ZM200 96V97H201ZM211 96V97H210ZM237 96L239 97V98H237ZM252 95H250V97H251ZM256 96V95H255ZM1 97V96H0ZM16 97V96H15ZM27 97V96H26ZM37 97V98H36ZM58 97V96H57ZM97 97H96V100H97ZM103 97V96H102ZM127 97V96H126ZM152 97V96H151ZM150 97V98H151ZM166 97H168V98H166ZM175 97V96H174ZM192 97V96H191ZM190 97V98H191ZM248 97V96H247ZM258 97V96H257ZM3 98V99H4ZM47 98V97H46ZM60 98H56V104L58 103V101H60L62 104H60V105H64V103L62 102V100L60 99ZM66 98V99H67ZM83 98H84V96H83ZM82 98V100H83V102L84 101H86V99H83ZM87 98H90V97H87ZM177 98V97H176ZM195 98V97H194ZM205 97H201V100L200 101H202V100H204V101H206V102H208V100H207V98H206V100L204 99ZM225 98V99H224ZM252 98H254L253 96H252ZM251 98V99H252ZM29 99V100H30ZM52 99H54V98H52ZM57 99H60V100H58L57 101ZM65 99V100H66ZM76 98H74V100H75ZM79 99V98H78ZM94 99V98H93ZM123 99V98H122ZM128 99H129V97H128ZM173 99V98H172ZM171 99V101H173ZM186 99V98H185ZM198 99V98H197ZM200 99V98H199ZM214 99V100H215ZM255 99V98H254ZM2 100V99H1ZM43 100H44V98H43ZM48 100H49V98H48ZM51 100V99H50ZM64 100V99H63ZM64 100V101H65ZM69 100V101H68ZM77 100V99H76ZM75 100V101H76ZM179 100V98L176 100V101H178ZM192 100V99H191ZM195 100H196V98H195ZM235 100V99H234ZM240 102H239V101ZM45 101V100H44ZM72 102H70V98L69 99H67V102H65V103H67L68 105L70 104V103H75V101H73V100H71ZM118 101V100H117ZM116 101V102H117ZM120 101H121V99H120ZM170 101V100H169ZM175 101V100H174ZM198 101V100H197ZM211 101V102H212ZM232 101V100H231ZM252 101V100H251ZM250 100H249V102L248 103H250L251 102ZM254 101V100H253ZM252 101V102H253ZM259 101V100H258ZM8 102V104H6V102H5V105H6V107H7V105H9L10 103V100H8L7 101ZM38 102H40V101H38ZM59 102V103H60ZM68 102H70V103H68ZM78 102V103H77ZM76 102V104H74L73 106H72V108H75L76 106L75 105H79V101H77ZM81 103H82V101H80ZM105 102V101H104ZM108 102V101H107ZM188 102H189V100H188ZM210 102V103H211ZM219 101L217 102L218 104L220 103ZM241 102L244 104L243 106L241 105ZM11 103H12V101H11ZM22 103V105L24 104L23 102H21ZM20 102L18 103V105L19 106H21L20 104H21ZM32 103H34V105H32ZM53 103V104H52ZM52 103H51V105H55L54 104V102L52 101ZM58 103V104H59ZM85 103V102H84ZM111 103V102H110ZM113 103V102H112ZM115 103V102H114ZM170 103H172V102H170ZM193 103H194V99H193ZM192 103V104H193ZM209 103V102H208ZM207 103V104H208ZM228 102H226V104H227ZM3 104V103H2ZM16 105H17V103H15ZM26 104V103H25ZM23 105V107L21 106V108H16V106H12L11 107V105H9L11 108L10 109H12V108H15V109H12V111L10 110V112H6V109L4 108V106L2 107V108H4L5 109V112H6V114H5V112L4 111H1L0 110V113H2L1 115H0V120L1 119H9V118H11L10 117V115L12 116V114L14 115V116H12V118L14 117L15 118V116L18 118V121L20 120V125H21V121L23 120L24 122H22V124H25V121H26V124H29V123H31L33 120H30L31 118H33L36 114H33L34 113V111L33 110H30L31 108H29V110L27 109V107H25V106H28V105ZM39 104V103H38ZM49 104H50V102H49ZM90 104V103H89ZM89 104H87V105H89ZM109 104V103H108ZM191 104V103H190ZM206 104V105H207ZM225 104V105H226ZM31 105V106H30ZM41 104H39L38 106L39 107H41L42 108V105L40 106ZM59 105V106H60ZM68 105H67V107H68ZM71 105V104H70ZM69 105V106H70ZM83 105V104H82ZM165 105V106H164ZM187 105H189V104H187ZM187 105H185L186 106V108H187ZM196 105V104H195ZM199 105V104H198ZM204 105H205V103H204ZM248 105V104H247ZM8 106V107H9ZM49 106V105H48ZM56 106V105H55ZM54 106V107H55ZM75 106V107H74ZM193 106V105H192ZM211 106V105H210ZM25 107V108H24ZM39 107H34L33 109H35V108H37V109H35L36 111L39 109ZM57 107H58V105H57ZM57 107H56V110H59V109H61V110H63V108L64 107H62V108H59L58 107V109H57ZM66 107V106H65ZM79 107V106H78ZM86 107V106H85ZM88 107V106H87ZM92 107V106H91ZM114 107V106H113ZM180 107V108H181ZM188 107H190L191 108V106H188ZM200 107V106H199ZM216 107H217V109H216ZM250 107H253L254 108V110H255V107H254V105L252 104V106H250ZM44 108V107H43ZM42 108V109H43ZM50 109L49 110H51V111H53V110H55V109H53V107L51 108V106L49 107ZM77 108V107H76ZM75 108V109H76ZM179 108V109H180ZM185 108V107H184ZM185 108V109H186ZM194 108V109H193ZM193 108H191V109H193L194 111H195V107L193 106ZM202 108V107H201ZM247 109H249V107H246ZM246 108H243V110L245 109V110H247ZM47 109V108H46ZM45 109V111L47 112V111H49L48 109L46 110ZM65 109V108H64ZM69 108H66V110H64V114H65V111L66 112H70V113H73L74 111H76L75 109L72 111V110H69V111H67ZM71 109V108H70ZM79 109V108H78ZM188 109V108H187ZM191 109H190V114L191 115H196V114H192L193 112H191ZM207 109H209V106H208V108ZM210 109V110H211ZM3 110V109H2ZM8 110H9V108H8ZM13 110H16V111H13ZM60 110V111H61ZM116 110V109H115ZM135 110V109H134ZM136 110H137V108H136ZM135 110V111H136ZM192 110V111H193ZM242 110V112H244ZM251 110H253V109H251ZM250 110V112H252ZM32 111H33V113H32ZM72 111V112H71ZM96 111V110H95ZM104 111V110H103ZM130 112H132L131 111V109L129 110ZM134 111V112H135ZM198 112H200V114H201V110L199 111V110H197ZM204 111H207V110H204ZM209 111V110H208ZM238 111V112H237ZM247 111H249V110H247ZM14 112V113H13ZM50 112V111H49ZM54 112V111H53ZM77 112V111H76ZM100 112V111H99ZM102 112V111H101ZM105 112V111H104ZM186 112V113H185ZM249 112V113H250ZM254 112H256V111H254ZM16 113V114H15ZM75 113V112H74ZM73 113V114H74ZM78 113V112H77ZM83 113V112H82ZM128 113V112H127ZM181 113L182 114H185L184 116L186 117H184V116H182L181 115ZM194 113H196V112H194ZM214 113V112H213ZM245 113H248V112H246L245 111ZM248 113V114H249ZM60 114H63V111H61L60 112ZM79 114V113H78ZM130 114H131V116H133L134 118H131L130 117ZM138 114V115H137ZM207 114H208V112H207ZM209 114H211V113H209ZM242 113H240V115L239 116H242V117H247V116H244L245 114L243 113L242 115H241ZM251 114V113H250ZM254 113H252L251 115H253ZM32 115H33V117H32ZM101 116H102V114H100ZM203 115V114H202ZM217 115H218V117H217ZM255 115H256V113H255ZM255 115H253V117L255 118ZM3 116V118H1ZM75 116V115H74ZM136 116H138V117H136ZM213 116H211V118L213 117ZM239 116H237V119H238V122H243L244 120V122H246L247 120L246 119H242V118H240L241 120H243V121H239ZM257 116V115H256ZM58 117V116H57ZM191 117V118H190ZM252 117V118H253ZM11 118V119H12ZM35 118V117H34ZM91 118V117H90ZM98 118L96 119V123H98ZM198 118H200V119H198ZM201 118H202V120H201ZM214 118V117H213ZM233 120H232V119ZM253 118V119H254ZM237 119H235V122H234V124H235V126L236 127H238L237 126V122H236V120ZM247 119H250L249 117H247ZM252 119V120H253ZM7 120L6 121H2L1 120V122H7ZM13 120V119H12ZM12 120H8V121H12ZM16 119H14L13 120V122L15 121ZM70 120V119H69ZM87 120H88V118H87ZM232 122H231V121ZM18 121H15V122H17L18 123ZM28 121H30L29 123H27ZM76 121V120H75ZM12 122V123H13ZM77 122H79V121H77ZM84 122V121H83ZM94 122V121H93ZM104 122H106L105 124H104ZM231 122V123H230ZM256 122V121H255ZM9 123V122H8ZM91 123V122H90ZM253 123H254V121H253ZM13 124H15V123H13ZM78 124V123H77ZM81 124V123H80ZM87 124H86V126H83L84 128H87ZM243 123H241V125H242ZM17 125V124H16ZM61 125V124H60ZM76 125V124H75ZM84 125H85V123H84ZM238 125H239V123H238ZM256 125V124H255ZM80 126V125H79ZM78 126V128H80ZM90 126H88V128H89V130H90ZM250 126V125H249ZM20 127V126H19ZM81 127H82V125H81ZM82 127V128H83ZM110 127V126H109ZM242 127V126H241ZM252 127V126H251ZM239 128V127H238ZM246 128V127H245ZM237 129V128H236ZM77 130H79V129H77ZM83 130H85L86 132L88 131V129L86 130V129H83ZM90 130V133L88 132L87 133V135H93L92 134V131ZM243 130H244V127H243ZM82 131V130H81ZM230 131H232V132H230ZM237 131V130H236ZM239 131H241V129L239 128V130L237 131V132H239ZM79 132V131H78ZM230 132V133H229ZM240 133V132H239ZM237 134V133H236ZM235 134V135H236ZM90 136H87L88 138H90ZM94 137V135L91 137V139H89V140H92V138ZM95 137H94V139H95ZM98 138V137H97ZM108 138L110 139V141L108 140ZM94 139H93V141H94ZM102 139V140H103ZM108 141H107V140ZM234 139V138H233ZM236 139V138H235ZM238 139V138H237ZM98 140V139H97ZM96 140V141H97ZM101 139L99 140L100 141V144H101V142H103ZM239 140V139H238ZM2 141V140H1ZM21 141V140H20ZM99 141H97V143L99 142ZM104 141V142H105ZM115 140H113V142H114ZM123 141V140H122ZM134 141V140H133ZM136 139H135V143H133L134 144V146L136 145V144H138V142L136 143ZM52 142V141H51ZM49 143L50 145L53 143ZM145 142H143V143H145ZM55 143V142H54ZM90 143H92V142H90ZM139 143V144H140ZM230 143V144H229ZM241 143V142H240ZM94 144H95V141H94ZM100 144H98V145H100ZM112 145H114V144H116V142L113 144V143H111ZM121 144V143H120ZM132 144V145H133ZM148 144V143H147ZM170 144V148L171 149H167L166 147H168V145ZM227 144H228V146H227ZM46 145V144H45ZM54 145H56V143L54 144ZM141 145H143V144H140V147H141ZM165 145H166V147H165ZM226 145V146H225ZM234 145V144H233ZM241 145H243V144H241ZM52 147H54L53 145H51ZM123 146V145H122ZM133 146V147H134ZM144 146H146V144H144ZM143 146V147H144ZM150 145H148V147H149ZM175 146H182V148H181V155H180V153H178L179 154V156H181V158L178 156V154H177V152H178V150L180 149V147H178V148H175ZM56 147V146H55ZM54 147V149L52 148L51 149V147H49V149L50 150H54L55 151V149L57 150V147L55 148ZM112 147V146H111ZM113 147H115V146H113ZM137 146H135V149H133L132 148V150H131V148H129V150H131V153L133 154V152L132 151H135L137 148H136ZM225 147V148H224ZM232 147V146H231ZM230 147V148H231ZM228 149V151H225V150H227ZM249 148V147H248ZM117 149V150H118ZM139 149V148H138ZM143 149V148H142ZM140 150V151H144V150ZM146 149V148H145ZM148 149V148H147ZM149 149H151V148H149ZM16 150V149H15ZM104 150V149H103ZM106 150H105V152H106ZM110 150V149H109ZM117 150H116V152H117ZM250 150V149H249ZM222 151H225L224 153H222ZM234 151H235V149H234ZM251 151V150H250ZM255 151H256V149H255ZM105 152H103V153H105ZM107 152H109L108 150H107ZM180 152V151H179ZM58 153V152H57ZM63 153V152H62ZM111 153L109 152V154H110V157H109V155L107 154H101V155H103V156H101V155H97V156H100L101 158H103V157H105L106 158V156H108L111 160L110 161H112V160H114L113 158H114V156L112 155L111 156ZM128 153H130L129 151H128ZM135 153H136V151H135ZM134 153V154H135ZM137 153H138V157H139V154H140V152H138L137 151ZM142 153V152H141ZM147 153V152H146ZM148 153H150V152H148ZM153 153V151L150 153V154H154ZM222 153V154H221ZM236 153H237V151H236ZM235 153V154H236ZM253 152H251V154H252ZM55 154V153H54ZM60 154V153H59ZM120 154V156H121V154H123L121 157L119 156L118 157V155ZM144 154H145V151H144ZM143 154V155H144ZM247 154V156L248 155H250L248 152L246 153ZM254 154V153H253ZM67 155V154H66ZM68 155H69V153H68ZM137 155V154H136ZM135 155V156H136ZM141 155V154H140ZM147 155H149V154H147ZM152 155H149L148 157H150V156H152ZM158 155V154H157ZM175 155H177L176 157H174ZM221 155H224L225 156V161H224V157L223 156H221ZM240 156V155H242V156H244L242 153H240V155H239V152H238V154H236V155H234L235 157L234 158H238L237 159V161L238 160H240L239 158L241 157H238V156ZM255 155H256V153H255ZM50 156V155H49ZM61 156V155H60ZM125 156H126V154H125ZM132 156V155H131ZM155 155H153L152 156V158L154 157ZM247 156H245V158H247ZM251 156V155H250ZM66 157V156H65ZM76 157V156H75ZM116 157H118L117 159H116ZM132 157H134V155L132 156ZM142 157V156H141ZM156 157V156H155ZM172 157H174V158H176V159H174V158H172ZM220 157H223V161L221 160L222 158H220ZM95 158V157H94ZM93 158V159H94ZM108 158V159H109ZM140 158V157H139ZM229 158V159H230ZM233 158V159H234ZM242 159L244 158V157H241ZM30 159V158H29ZM64 159V158H63ZM98 159H99V157H98ZM131 159L132 160H136L137 162L135 163V161H133L132 163H131ZM174 159V160H173ZM219 159L221 160V161H219ZM228 159V161L230 162V160ZM232 159V158H231ZM73 160V159H72ZM75 160V159H74ZM80 160V159H79ZM85 160V159H84ZM86 160H88V161H90L91 163H89L88 161H86ZM85 161L86 162H88V164H90V165H97L96 163L94 164V162H92L93 160H90V159H86ZM95 161H96V158L94 159ZM100 160V159H99ZM130 160V161H129ZM142 160H144V159H142ZM173 160V161H172ZM236 160V159H235ZM234 160V161H235ZM245 160V159H244ZM63 161V160H62ZM84 161V162H85ZM101 161V160H100ZM158 160H156V162H157ZM231 161H233V160H231ZM237 161H235L236 163H237ZM79 162V161H78ZM83 162V163H84ZM139 162V163H138ZM235 162H232L230 165H233V164H235ZM240 162H241V160H240ZM97 163H99V161L97 160ZM118 163V162H117ZM116 163V164H117ZM75 164H76V162H75ZM101 164H104L103 163V161L101 162ZM119 164V163H118ZM137 164H139V165H141L140 167L138 166V167H136V165ZM144 164H146V166L144 165ZM221 164H223V163H221ZM224 164V165H225ZM243 164V163H242ZM241 163H239V166H241L242 165ZM34 165V164H33ZM89 165V166H90ZM99 165V164H98ZM133 165H130V166H133ZM142 165H144V166H142ZM228 165L227 166H222V167H225V169L228 171V174L230 173L231 175L232 174H234V173H231L232 171H235V169H237V168H235V169H233L232 170V167L234 168V166H238V164L237 165H234V166H231V172H230V169H229V167H230V165H229V167H228ZM83 166V165H82ZM88 166V165H87ZM86 166V167H87ZM93 166H91V168L93 167ZM95 166H94V168H95ZM102 166V165H101ZM110 166V165H109ZM217 168H215V167ZM238 166V167H239ZM243 166V165H242ZM241 166V167H242ZM227 167V168H226ZM240 167V168H241ZM31 168H33V167H31ZM39 168V167H38ZM85 168V167H84ZM93 168V169H94ZM213 168H215V170L217 171L216 173H215V170L213 169ZM247 168V167H246ZM249 168V167H248ZM2 169H4V168H2ZM34 169V168H33ZM32 169V170H33ZM37 169V168H36ZM89 169H90V167H89ZM97 169V168H96ZM100 169V168H99ZM98 169V170H99ZM219 169H221V168H219ZM229 169V170H228ZM31 170V169H30ZM35 170V169H34ZM86 170H88V169H86ZM95 170V169H94ZM222 171L224 170V168H222L221 169ZM225 170V172H227ZM240 170V169H239ZM248 170V169H247ZM237 171V170H236ZM30 173H31V171H29ZM38 174L37 175H39V171H36ZM224 172V171H223ZM223 172H220L219 171V173H220V177H223L224 178V176H228V175H224V173ZM238 172H240V171H238ZM242 172H243V170H242ZM251 172V171H250ZM27 172H25V174H26ZM29 173V178H24L25 176H23V178L24 179H26L25 181H27V183H23L25 186L27 185V187L29 186V189L28 190H30L31 192L30 193H33L32 192V189H33V187H36V191L33 189V191H35L36 193L34 194V197L33 198H35V195L36 194H38L39 193V191H37V190H39L40 188V185H39V187H37L36 186V184L38 185L39 183V181L37 182V179H38V176L34 173V171H32V173H34V174H30ZM78 173V172H77ZM91 173H93V172H91ZM96 173V172H95ZM222 173V174H221ZM243 173H245V172H243ZM249 173V172H248ZM24 174V175H25ZM28 174V173H27ZM81 174H82V172H81ZM94 174V173H93ZM214 174V175H213ZM239 174V173H238ZM246 174V173H245ZM244 174V175H245ZM35 175L37 176V178L35 177ZM69 175V174H68ZM78 175V174H77ZM84 175V174H83ZM211 175H213V178H212V176ZM223 175V176H222ZM240 175H241V173H240ZM243 175V176H244ZM252 175V174H251ZM40 176V175H39ZM79 176V175H78ZM211 176V178H210V181H209V177ZM232 176H234V175H232ZM248 176V175H247ZM256 176V175H255ZM64 177V176H63ZM82 177V176H81ZM97 177V178H96ZM216 177H215V179H216ZM229 177H230V175H229ZM235 177V176H234ZM250 177V176H249ZM88 178V177H87ZM218 178H219V174H218ZM238 178H240V177H238ZM244 178H246V177H244ZM248 178V177H247ZM255 178V177H254ZM82 179H84V178H82ZM89 179V178H88ZM88 179H86V182H88L89 180ZM220 179H222V178H220ZM225 179H227V178H225ZM225 179L223 180L224 182H225ZM232 179V178H231ZM241 179H242V177H241ZM249 179V178H248ZM42 180V179H41ZM88 180V181H87ZM247 180V179H246ZM250 180V179H249ZM61 181V180H60ZM89 181V182H90ZM215 181V180H214ZM227 181V180H226ZM236 181H237V179H236ZM241 181H243V180H241ZM23 182H24V180H23ZM42 182V181H41ZM85 182V181H84ZM94 182V183H93ZM216 182V181H215ZM223 182V183H224ZM250 182H252V181H250ZM81 183V182H80ZM102 183H104L105 184V186L103 187V185H102ZM217 184H219V181L218 182H216ZM222 183V180L220 181V184L219 185H223L224 186V184ZM231 184H232V182H230ZM241 183H243V182H241ZM240 183V184H241ZM248 183V182H247ZM41 184H43V183H41ZM86 184V183H85ZM87 184H89V185H91L90 183H87ZM211 184V183H210ZM214 185H215V183H213ZM228 184V183H227ZM236 184H239V182L238 183H236ZM246 184V183H245ZM249 184V183H248ZM258 184V183H257ZM65 185H67L66 183H65ZM71 186H72V184H70ZM47 186V185H46ZM213 186V185H212ZM217 185H215V187H216ZM241 186H243V184L241 185ZM246 186V185H245ZM24 187V186H23ZM31 187V188H30ZM50 187V186H49ZM87 187V186H86ZM85 187V188H86ZM214 187V188H215ZM219 187V186H218ZM228 187V186H227ZM252 187V185L250 186V188ZM44 188V187H43ZM88 188V187H87ZM103 188V189H102ZM214 188H213V190H214ZM217 188V187H216ZM221 188V187H220ZM225 188V187H224ZM233 188V187H232ZM248 188V187H247ZM219 189V188H218ZM220 190V189H219ZM244 190V189H243ZM246 190V189H245ZM249 190V189H248ZM255 190V189H254ZM262 190V189H261ZM225 191H227L226 189H225ZM228 191H229V187H228ZM29 192V191H28ZM38 192V193H37ZM69 192V191H68ZM235 192H237V191H235ZM240 192H242V191H240ZM246 192V191H245ZM252 192V191H251ZM15 194V193H14ZM42 194V193H41ZM226 194L228 195V192H226ZM233 194H235V193H233ZM233 194H232V196H233ZM238 194V193H237ZM247 194V193H246ZM251 194V193H250ZM70 195H72V194H70ZM69 195V197H67V199L68 198H70L71 196ZM225 195V194H224ZM223 195V196H224ZM227 195H225V198L227 197L228 198V200H231L233 197H236V195H234L233 197H231V195L229 194L228 196L229 197H231V198H229ZM240 195V193L237 195V197ZM244 195V194H243ZM261 195V194H260ZM12 196V198H14L13 197V195H11ZM31 196V195H30ZM33 196V195H32ZM37 196H40V194L39 195H37ZM68 196V195H67ZM76 195H73V197H75ZM222 196V197H223ZM246 196H248L247 197V199H248V202H249V199H251V202H252V204H253V199L255 198L254 196H253V194H252V196L254 197H250L249 195H246ZM258 196V195H257ZM256 196V197H257ZM262 196H264V194L262 193ZM18 197V198H17ZM41 197H42V195H41ZM41 197H36V199H33L34 201H35V203H37L38 204V206H44V205H40L39 203H38V201L36 202V200H37V198L39 199V201L40 200H42V199H44L43 197L41 198ZM73 197H71V198H73ZM80 197V196H79ZM91 197H92V194H91ZM237 197H236V199H237ZM239 197H242L243 198V196H239ZM238 197V199H240ZM2 197H0V199H1ZM11 198V197H10ZM12 198H11V200H9L8 199V203H6V201H5V204H8V208H10L9 206L11 205L12 207H13V209L15 208V206H17L16 208L18 209V208H20L19 207V202H21V198L19 197V196H16L15 195V198L13 199L14 201H16L17 200V202H18V205H17V203L16 202H14V204H10L9 205V203H10V201H12ZM20 198V199H19ZM48 198V197H47ZM70 198V199H71ZM226 198V199H227ZM241 198V199H242ZM245 198V197H244ZM243 198V199H244ZM263 198L264 197H261V199L263 200ZM52 199V198H51ZM64 199H65V197H64ZM75 199V200H76ZM225 199V200H226ZM233 199H235V198H233ZM236 199L234 200L235 202H236ZM246 199V198H245ZM244 199V200H245ZM247 199H246V202L245 203H247ZM61 200V201H60ZM80 200L81 201H83V202H80ZM224 200V198H223V201H225ZM244 200H242L241 201V203H240V200L237 202V204L235 205V206H237L238 207V205H239V203H240V205H239V208H240V206H241V204H243V201ZM258 200H259V198H258ZM27 201H29L28 199H27ZM34 201H33V203H34ZM48 201V200H47ZM69 201H71V200H69ZM73 201H74V199H73ZM102 202L101 204H102V206L104 207V208H102L101 206H100V204H99V206L98 205H96V203L98 204V202ZM218 201H220V202H218ZM233 201V200H232ZM234 201L232 202V203H234ZM256 201V199L254 200V203H255V207L257 206V207H260L261 206V203L260 202H255ZM261 201V200H260ZM31 202H32V197H31ZM30 201H29V204L31 203ZM54 203H57V202H55V201H53ZM60 202V203H59ZM61 202H63L62 201V199H59L58 200V203L59 204H61ZM227 202H229L230 203V201H227ZM227 202H225V203H227ZM251 202H250V206H252L251 208H249L248 206H247V208L246 209H248L247 211L244 209V207H243V210H245L247 213H249V212H252V208L254 207L253 205H251ZM261 202H263V201H261ZM1 204H2V200H1V202H0ZM4 203V202H3ZM15 203H16V205H15ZM28 203V202H27ZM35 203L33 204V207H34V205H35ZM57 203V204H58ZM64 203V202H63ZM67 203H69L68 201H67ZM72 203V202H71ZM75 203V202H74ZM73 203V204H74ZM92 203L94 204V206H92ZM104 203V204H103ZM224 203V202H223ZM223 203H222V205H223ZM258 203L260 204V205H258ZM4 204V205H5ZM36 204V205H37ZM52 204V203H51ZM58 204V205H59ZM65 205H67L66 203H64ZM3 204H2V206H4ZM31 205V204H30ZM62 205V206H61ZM60 205V211L61 210H64V209H61L62 207H64L65 209H69L72 205H70L69 207H67V206H64L63 204H61ZM104 205H106V206H104ZM21 206H23V205H21ZM37 206V207H38ZM56 205L54 204V207H55ZM80 207H81V205H79ZM85 206L84 207H82V208H85ZM220 206V205H219ZM226 206V205H225ZM6 207H7V205H6ZM5 206L3 207V209L2 210H4L5 211V208H6ZM48 207H50V206H47V208ZM56 207H58V206H56ZM55 207V209H57ZM73 207V206H72ZM94 207V208H93ZM98 209V211H96L97 209ZM99 207V208H98ZM221 207H224V206H221ZM230 207H234L233 205H231V206H228V208H230ZM237 207H234V210H235V208H236V210L238 209L239 211H242L241 209H242V206H241V209H239V208H237ZM2 208V207H1ZM8 208H6L7 210L5 211L6 213L9 211V209ZM22 208V207H21ZM35 208V209H34ZM34 208H31L32 210L34 209V210H36V206L34 207ZM41 208V207H40ZM226 208V211L224 210H222L223 212H226L225 213V215L226 214H228L227 216L229 217V211H228V208L227 207H224V209ZM263 208H264V203L262 204V210H263ZM11 209V208H10ZM39 209V208H38ZM50 209H53L54 210V208H52V206L50 207ZM49 209V210H50ZM96 209V210H95ZM233 208H230V210H232ZM251 209V210H250ZM260 208H257V210H259ZM1 210V209H0ZM2 210H1V212H2ZM12 210V209H11ZM15 211H18V210H16V209H14ZM14 210L12 211L13 212V214H15L14 213ZM21 210H23V209H21ZM21 210H19V211H21ZM40 210H42L41 212L43 213H47L46 211H44L45 210V208L43 209H40ZM46 210H48V209H46ZM53 210H51L53 213L55 212V211H53ZM70 210H71V208H70ZM84 210H86V212H84ZM220 210V211H221ZM254 210H255V208H254ZM261 210V209H260ZM3 211V212H4ZM37 211V210H36ZM51 211H48V212H51ZM65 211V210H64ZM64 211H62L63 213H64ZM88 211H89V209H88ZM219 211V212H220ZM264 211V210H263ZM0 212V213H1ZM4 212V214H6ZM11 212V211H10ZM9 212V214L11 215L12 213H10ZM24 211H22V213L21 212H17V214H15L14 215V217L13 218H15L16 219V217L15 216H18L20 213V215L24 218V219H22V217L19 215L18 217H19V219L18 220H20V217H21V219H22V223H21V220H20V223L18 222V220L16 221L17 222V224L19 225V226H21L20 227V229H21V231H19L18 233H20L19 235H21V238H19L20 239V241H19V243H21V242H23L22 243V245L24 244V242H28V246H30L29 245V242H31L32 244L31 245H33L32 247H30V252L32 251V250H34V251H32V252H35V254L37 255V257L35 256V258H37L38 260H39V264L41 263L40 261H42L43 263H47V264H49L48 262H50L49 260L50 259H52L51 257L52 256H55L56 257V255H54L57 251L55 250V253H54V247L55 246H52L53 244H55L56 245V243H54V241H55V239H57V238H54V237H56L57 235L55 234V236L54 237H52L51 236V234L52 233H54V231H55V233L57 232V231H59V229H61L62 228V226H68V228L70 227L69 226V223H72V222H69V221H67L66 220V224H65V219H67L66 218V216H68V215H66L65 216V219L63 218V215L64 214H62L61 212H60V214L62 215V216H60L59 214H57V215H59L58 216V218L59 217H62V219H64L63 221H64V225L62 224V219H57L56 217L57 216H55L52 212V214H53V217L55 218H51V220L53 219V221H59V220H61L62 222L60 223V221H59V223L60 224H62L61 225V228H59L58 229V227L60 226H56L55 224H57L58 222H53V221H51V222H49V219H50V215H48L47 217L49 218L48 220H47V218H46V215H44V217H45V220H47L48 221V223H47V225H45L44 226V224L43 223H45V221H44V219L42 218H40V221H38V215H33L34 217H35V219H36V216H38L37 217V221L39 222V224H37L38 222L37 221H35L34 220V218L31 220V217L29 216V215H24L25 214V212L23 213ZM32 212V211H31ZM38 212V211H37ZM41 212L40 213H35V211H34V214H40V216H42V214H41ZM230 212H232V211H230ZM238 211H236V212H233L232 214H231V217H233L234 215H235V213H237ZM261 213V215H262V217L264 216V214H262V211H260ZM56 213H57V210H56ZM59 213V212H58ZM66 213H68V210H67V212L65 211V214ZM242 214L241 215H243V211L241 212ZM245 213V212H244ZM247 213H245V216L246 215H250V214H247ZM253 213H255V215H252V217H250L251 219H253V217H255L256 215H258L256 218H258L259 217V215L260 214H258L259 213V211H257V212H253ZM252 213V214H253ZM264 213V212H263ZM8 213L6 214L7 216L9 215ZM23 214V215H22ZM47 214H50V213H47ZM51 214V215H52ZM69 214V213H68ZM79 214V215H78ZM224 214V213H223ZM240 214V213H239ZM6 215H5V218H4V220L6 219ZM10 215H9V217L7 218V219H9L10 218ZM222 215V214H221ZM221 215H219V217L221 216ZM236 215H238V214H236ZM235 215V216H236ZM0 216H2V217H4V215L1 213V215ZM32 216V217H33ZM72 216V217H73ZM93 216V217H94ZM239 217H240V215H238ZM238 216L237 217H235V218H231V217H229L230 219H234L233 221H234V223L237 221V218H238ZM245 216L244 217H242V219L244 218L245 219ZM11 217V219H13ZM17 217V218H18ZM69 217H71V216H69ZM68 217V220L70 219ZM72 217H71V219H70V221H72ZM75 217H74V222L75 221H77L78 220V218L76 217V220H75ZM101 219H105V221H103V220H101L100 221V218ZM104 217V218H103ZM106 217V218H105ZM109 217V218H108ZM222 217H223V215H222ZM226 217V216H225ZM261 217V218H262ZM246 218H248V217H246ZM264 218V217H263ZM0 221H1V225H3V226H1V227H3V228H1L2 229V231L3 230H7V227L4 229V225L5 224H8V223H5V221H3L5 224H3L2 223V218L0 217ZM11 219H9V220H11ZM15 219H13V221L15 222ZM88 219V220H89ZM95 219V220H94ZM223 219H226V218H223ZM228 219V218H227ZM242 219H238V222H239V220H241V221H243ZM258 219H260V217L258 218ZM33 220H34V222H36V224H37V226L39 225L40 227H44V228H46V230H44L43 232H41L40 234H38L36 231H37V229L36 228H38V230H41V229H39V226L38 227H34L35 225H34V222H33ZM80 220H81V218H80ZM84 220H85V222H84ZM107 220V221H106ZM232 220L230 221L229 220V226H230V229H227L226 230V232L229 230L230 232H231V225L233 224V222H232ZM249 219H247V220H245V224H247L245 227H247L248 226V224L249 223H251L252 221L254 222V226H255V224L257 223V221L255 222V220H249V222H247ZM262 220H264V219H262ZM261 220V222L263 223V225H264V222ZM8 220H6V222H7ZM12 220L9 222L11 225H13V222ZM43 222L42 223V225L43 226H41V223L40 222ZM100 221V222H99ZM125 221H127V223L129 224V225H126L127 223L125 222ZM251 221V222H250ZM15 222V223H16ZM67 222H69L68 224H67ZM78 222V221H77ZM110 222V223H111ZM231 222H232V224H231ZM247 222V223H246ZM261 222H260V220H259V224H256V225H261ZM106 223V224H107ZM110 223H108V225L107 226H109L110 225ZM112 223H111V225H112ZM117 223V224H116ZM217 223V224H216ZM243 223H244V221H243ZM16 224V225H17ZM46 224V223H45ZM80 224H82V223H80ZM93 224V223H92ZM236 224H239V223H235V225ZM15 225V224H14ZM13 225V227H14V229H15V226ZM58 225V224H57ZM72 225V224H71ZM74 225V224H73ZM122 225V226H123ZM225 225V226H224ZM240 225H241V222H240ZM251 225V224H250ZM5 226H7V225H5ZM19 226H16V227H19ZM53 226H55L56 228H57V230L53 227ZM67 226H66V229H67ZM112 226H114V225H112ZM221 226V225H220ZM228 226V225H227ZM234 226V225H233ZM242 227V225L240 226V228H241V230L243 231V232H246V233H248L247 235H249V233L250 232H248V231H251L252 230V228L251 227H254V226H252L251 225V230H250V228L249 227H247V228H249V230L246 228V229H242V228H245V227ZM8 227H9V224H8ZM88 227H89V230H87L88 229ZM91 227H94V225H92ZM217 227V228H216ZM237 229H236V228ZM234 228H235V231H234V228H232L233 229V232H236V234H237V236L236 237H234V239H233V241H234V244H235V240L237 239H242L241 238V236L240 235H238V233L240 234L241 233V231L239 230V232H238V229H239V227H238V225H236ZM257 226H255V228H256ZM43 228V229H44ZM52 228H54V231H50V229H52ZM65 228V227H64ZM64 228H62L61 229V231H64L63 229ZM83 228V227H82ZM107 230H106V229ZM116 228V227H115ZM117 228H119V227H117ZM221 229H222V226L220 227ZM229 228V227H228ZM254 228V229H255ZM260 228H261V226H260ZM264 227H262L261 229L264 231V229H263ZM11 229V228H10ZM17 229V228H16ZM36 229V230H35ZM42 229V230H43ZM259 229V228H258ZM13 229H11L10 231H9V229L7 230V231H1V233L2 234H4L3 236H6V234L4 233V232H6L7 233V235L8 234H11V236H14V237H12V238H14V239H16V236L14 235V234H12V233H14L15 232V230H13ZM19 230V229H18ZM81 230V229H80ZM97 230V231H96ZM222 230H224V229H222ZM247 230V231H246ZM12 231V233H10ZM61 231H59V232H61ZM69 231V230H68ZM99 231V232H98ZM116 231H119V233H118V235L120 234V232H121V235L120 236H116ZM214 231H216V234L214 235L213 234V232ZM253 231V230H252ZM251 231V232H252ZM256 231H257V228H256ZM261 231V230H260ZM263 231L262 232H260V234L262 233V235H263ZM50 232H52L51 234H50ZM70 232V231H69ZM72 232V231H71ZM83 232V231H82ZM97 232V233H96ZM218 232V233H217ZM224 232V233H223ZM232 232V233H233ZM15 233H17V231L15 232ZM38 235H37V234ZM58 233V232H57ZM63 233V232H62ZM64 233H67V232H64ZM91 233V232H90ZM90 233H88L89 235H91ZM96 233V234H95ZM123 233V234H122ZM223 233V235H221ZM246 233H244V235H246ZM253 233H256L255 235H257L258 234V232H255V230H254V232ZM253 233L251 234V235H253ZM110 234V233H109ZM214 236H213V235ZM225 234V235H224ZM235 234V233H234ZM18 235V234H17ZM53 235V234H52ZM65 235H68V234H65ZM98 235V234H97ZM230 235H232V234H230ZM230 235H228L229 236V238L228 237H226V240L227 241H225V238H224V241L225 242H227V243H229V239L230 240H232L231 238H232V236H230ZM241 235L243 236V237H245L244 235H243V233H241ZM255 235H254V237H255ZM10 236V237H11ZM81 236V235H80ZM92 236V235H91ZM211 236H213V238L211 237ZM233 236H235V235H233ZM260 236V235H259ZM258 235L256 236V238L257 239H255V238H253L254 240H255V242H257V244L258 243H260V244H262L260 241H258V237H259ZM9 237V236H8ZM50 237L51 238H53L54 239V241H52V239L50 240ZM61 237H62V235H61ZM60 237V238H61ZM67 237V236H66ZM71 237V236H70ZM79 237V236H78ZM85 237H86V235L82 238V240H81V237L79 238L81 241H84V242H82L83 244H79V245H84L85 247H83L82 248V246H79V245H77L78 243H76V245L78 246V247H75L76 245H75V243H74V239L72 238V242H73V244H74V247L76 248L75 250L77 251L78 249H82V250H86V252H88V250L90 249V246L91 245H94V244H97V242H96V240L94 241V239H95V237H93L94 239L93 240H91L90 242H91V244H89L88 243V239H85ZM87 237H89V238H92V237H90V236H87ZM109 237V238H108ZM211 237V238H210ZM239 237V238H238ZM247 237V236H246ZM245 237V240L247 239ZM264 237V236H263ZM12 238H11V240H12ZM18 238V237H17ZM59 238V236H58V239L57 240H59L60 239ZM63 238V237H62ZM75 238V237H74ZM210 238V239H209ZM228 238V239H227ZM236 238V239H235ZM251 237H249L248 236V239L246 240V242L248 243V241L249 240H251L252 242L254 241L253 239H250ZM1 239V238H0ZM3 240H5L6 239V237H5V239L4 238H2ZM14 239H13V242H11V244L13 243L14 244V242L15 243H18V241L16 242V241H14ZM69 239V238H68ZM71 239V238H70ZM70 239H69V241H66V240H63V239H60L61 241H64V242H66L65 244H66V246L65 247H69L70 245H72L71 243V241H70ZM77 239L78 238H76V241H77ZM84 239V240H83ZM109 239V240H108ZM111 239V240H110ZM222 238H220V240H221ZM259 239H260V237H259ZM3 240L1 241L2 243H3ZM17 240V239H16ZM50 240V241H49ZM59 240V241H60ZM98 240V239H97ZM214 240V241H215ZM220 240L218 241L219 242V247H220ZM6 241V240H5ZM49 241V243H47ZM57 242V245L59 246L60 245V242ZM75 241V242H76ZM92 241L94 242V244L92 243ZM106 241V242H107ZM222 241V240H221ZM239 241V240H238ZM242 241V240H241ZM244 241V240H243ZM0 242V244L2 245V243ZM52 242V243H51ZM64 242L62 243V244H64ZM69 242H71L68 246H67V243H69ZM85 242H87L86 243V245H89V246H86L84 243ZM106 242H105V244H106ZM245 242V243H246ZM251 242V243H252ZM254 242V243H255ZM50 243L52 244V245H50ZM59 243V244H58ZM81 243V242H80ZM108 243V242H107ZM140 243H142V244H144V247H142L141 246V244ZM215 243V242H214ZM213 242L209 245L210 247H211V245H213L214 244ZM224 243V242H223ZM232 243V242H231ZM238 243V242H237ZM239 243H240V241H239ZM249 243H250V241H249ZM248 243V244H249ZM7 244V243H6ZM11 244H7V246L8 245H11ZM12 244V245H13ZM62 244L60 245V246H62ZM216 245H217V242L215 243ZM214 244V245H215ZM222 244V243H221ZM225 245H223L224 246V250L223 251H225V248H226V253L227 252H229V250L228 249H230L231 250V247H232V245L230 246V245H227L226 243H224ZM233 244V243H232ZM234 244H233V247H234ZM242 244V243H241ZM241 244H240V246H241ZM253 244V243H252ZM252 244H250L251 245V248H252ZM4 245V244H3ZM2 245V247H7V246H3ZM16 245V244H15ZM20 245L21 244H19V247H18V244H17V247H18V249L19 250H16L15 248H13V246H11V247H7L6 249H8L9 251H14L15 250V252H16V254L15 253H10L9 252V254H15V255H19V251H23L25 248H23L22 249V246H21V249H20ZM98 245V244H97ZM107 245V244H106ZM138 245L139 246H141V248L139 249V248H136V247H138ZM213 245V246H214ZM215 245V247L217 248V249H219L217 246ZM227 245V247L228 246H230V248H228L227 249V247H225ZM235 245H237V244H235ZM243 245V244H242ZM26 245L24 244L23 245V247H25ZM28 246L26 247L27 249H28ZM51 246V247H50ZM58 246H56L55 248L56 249H59L58 250V255L57 256H59L60 254H62L63 255V253H65V248H64V246H63V248L65 249H61V250H63V251H61L60 252V254H59V251H60V248H62V247H60V248H58ZM212 246V247H213ZM223 246H221L220 247V249L222 250V248H223ZM255 246V245H254ZM258 246H260V245H258ZM1 247V248H2ZM71 247V246H70ZM67 248V249H71V248ZM74 247L72 246V248L74 249ZM80 247V248H79ZM86 247L87 248H89L88 250L86 249ZM92 247V246H91ZM103 247H105V246H103ZM210 247H209V249H210ZM235 247H237V246H235ZM235 247H234V249H235ZM242 247V246H241ZM243 247L245 248V245H243ZM247 247H249V245H247ZM257 247V246H256ZM14 249V250H11V249ZM95 248H97L98 249V247H96V245H95ZM216 248H212V249H215V253H217V249ZM238 248H240V247H238ZM237 248V249H238ZM261 248V247H260ZM264 248V247H263ZM3 249V248H2ZM26 249V250H27ZM92 249H93V252H91L92 253V256L90 257L89 256V254H91L90 252H88V254L84 251V252H79V253H77L79 256L81 255L82 257H83V255L82 254H85V260L87 259L88 261H85V262H87V264H88V262H89V260H91V263L90 264H97V263H99L101 260H102V255H104V254H102L103 252H102V250H100V246H99V250H95L94 249V247H92ZM91 249V250H92ZM101 249H103V248H101ZM233 249V248H232ZM241 249H243V248H241ZM246 249H250V248H246ZM256 250H257V252L259 251L257 248H255ZM255 249H254V252H255ZM5 248L2 250L4 253H5ZM220 250V251H221ZM228 250V251H227ZM238 250H240V249H238ZM253 250V249H252ZM25 251V250H24ZM24 251H23V253H24ZM80 251V250H79ZM98 251H100V253H98ZM130 251L131 252H134V253H131L130 254ZM209 251H211L210 253H212V251L213 250H209ZM232 251V250H231ZM229 252V253H232V252ZM237 251V250H236ZM236 251H234L233 253L234 254H236ZM241 251H243L244 252V249L243 250H241ZM241 251H238L237 253H242ZM247 250H245V252H246ZM26 253H28L29 254V252L28 251H25ZM63 252V253H62ZM70 252V251H69ZM75 252V251H74ZM249 253L251 252V250L250 251H248ZM248 252H247V255H248ZM254 252H253V254H254ZM2 253V252H1ZM110 253V254H109ZM214 253V254H215ZM223 252H221V254H222ZM229 253H228V255H229ZM260 253H261V251H260ZM262 253L264 254V252L262 251ZM21 254H22V252H21ZM30 254H32V253H30ZM34 254V253H33ZM34 254V255H35ZM108 254V255H107ZM116 254V255H115ZM133 254V256H130V255H132ZM135 254V255H134ZM213 254V255H214ZM234 254H230V257H229V259H230V263L232 262L231 261V259L232 258H235V257H232V256H241V254L240 255H234ZM245 254V253H244ZM244 254L241 256L242 258L244 257ZM251 254H252V252H251ZM253 254H252V256H247L246 254H245V257L244 258H247L248 257V260H249V258L250 257H253V258H255V257H257V256H255V254H254V256H253ZM1 256H2V254H0ZM4 256H2V257H6L5 259H7V255L8 254H3ZM6 255V256H5ZM25 253H24V257H25ZM62 255H60L59 257H61L62 258ZM75 255H76V252H75ZM74 254H73V256H75ZM218 256L220 255V252H219V250H218V254H217ZM223 255V254H222ZM257 255V254H256ZM262 255V254H261ZM261 255H259V253H258V256H259V263H261V260L263 259V256L264 255H262V259L260 258V256ZM0 256V257H1ZM11 256V255H10ZM10 256H8V257H10ZM30 256V255H29ZM33 256V255H32ZM32 256H30V257H32ZM78 256V257H79ZM79 257L80 259H82V257ZM107 256L109 257V258H107ZM206 256L210 259V261H209V259L208 258H206ZM247 256V257H246ZM1 257V258H2ZM13 256H11V258H12ZM15 257V256H14ZM17 257V256H16ZM27 257V256H26ZM58 257V259H60ZM76 257V256H75ZM74 257V259H76ZM77 257V258H78ZM107 258V259H105V258ZM227 256L225 255V256H223V258L225 259ZM228 257H227V259H228ZM237 257L235 258L236 259V262H234V263H238L239 261L241 262V263H243V260H241V258H240V260H239V258L237 259ZM18 258V257H17ZM16 258V259H17ZM34 258V257H33ZM32 258V259H33ZM34 258V259H35ZM54 258V257H53ZM57 258V257H56ZM222 258V257H221ZM219 259V260H217L216 262H217V264L218 263H220L219 261L221 260V261H223L224 259ZM253 258H250V260H252ZM4 258H3V260H5ZM10 259V258H9ZM14 258H12V260L10 259V264H15V262L14 263H12V261H14L13 260ZM57 259V260H58ZM73 258H72V260L71 261H74L75 262V260H74ZM80 259H76V262L78 263V261H83V260H80ZM204 259H205V261H204ZM256 259V258H255ZM261 259V260H260ZM2 260V261H3ZM37 260V261H38ZM61 260V259H60ZM60 260H58V261H60ZM67 260V259H66ZM78 260V261H77ZM249 260V261H250ZM0 261H1V259H0ZM7 261V260H6ZM37 261H36V259L34 260V263L35 264H38L37 263ZM54 264H56L55 262L56 261H54V260H51ZM62 261H63V259H62ZM235 261V260H234ZM249 261H248V263H249ZM256 261H258V260H252V264H254L253 262H256ZM264 261V260H263ZM5 262V261H4ZM3 262V263H4ZM8 263H9V261H7ZM19 262V261H18ZM22 262V261H21ZM21 262H19V264H21ZM25 262H27V261H25ZM24 262V263H25ZM52 262H50V264H52ZM70 262V261H69ZM76 262H75V264H76ZM84 262V263H85ZM103 262L101 261L100 263H102L103 264ZM113 262H115V263H113ZM216 262H214L213 264H216ZM226 262H228V260H224L223 261V263H226ZM226 263V264H230V263ZM246 262V261H245ZM2 263V262H1ZM0 263V264H1ZM7 263V264H8ZM17 263V262H16ZM23 263V264H24ZM58 264H60V263H64V261L63 262H57ZM71 263V262H70ZM83 262H81V263H79V264H82ZM83 263V264H84ZM222 262H221V264H223ZM247 263V262H246ZM256 263H258V262H256ZM6 264V263H5ZM26 264V263H25ZM42 264V263H41ZM74 264V263H73ZM86 264V263H85ZM205 264V263H204ZM211 264V263H210ZM233 264V263H232ZM239 264V263H238ZM244 264V263H243ZM262 264H264V262H262Z\"/></svg>",
	"mask_w": 264,
	"mask_h": 264
},
{
	"label": "rangeland",
	"instance_id": "374dc122",
	"mask_svg": "<svg viewBox=\"0 0 264 264\" xmlns=\"http://www.w3.org/2000/svg\"><path fill=\"white\" fill-rule=\"evenodd\" d=\"M4 1H6V0H4ZM18 1V0H17ZM22 1H24V0H22ZM66 1V0H65ZM71 2V4H75L76 5V2L78 1H73V0H70ZM110 1H112V0H110ZM115 1V0H114ZM112 1V2H110L111 3V5L113 6H115L116 4H120L121 2H120V0H119V2L118 1ZM175 1L177 2V0H174V3L173 2H171V1H169L170 3H168V5L171 7V3H173V5L175 6ZM194 2L195 3V0H191V2ZM244 1H246V0H244ZM242 2V5H243V3H244V6H238V7H240V8H238L239 9V11L241 12V13H239V14H241V16L238 14V12L236 13V11H237V9H236V11H235V13H236V15H237V17L238 16H240V17H238V18H240V19H238L237 17H236V15H235V17L237 18L236 20V26L238 27V25H237V22H238V20H241L242 22H244V23H246V21H243V20H245L248 16H246V17H244L245 15H243V13L245 14V12H247L248 14H246V15H249V11H250V9H251V12H253V11H255L258 7H259V3L258 2H256L255 0H252L253 1V3L251 2V0H247L246 2ZM250 1V2H249ZM16 2V1H15ZM19 2H20V0H19ZM73 2V3H72ZM103 2V1H102ZM101 2V3H102ZM107 2V1H106ZM105 2V3H106ZM118 2V3H117ZM184 2L185 1H183L182 0V3H181V0H180V3H181V5L184 7V11H185V6H186V4L185 5H183L184 4ZM192 2V4L193 5H191V6H193L191 9L194 11V12H197V10L199 9V7L201 6V0H196V3L194 4ZM66 3H68V4H70L69 3V0H68V2H66ZM107 3H109V0H108V2ZM106 3V4H107ZM116 3V4H115ZM125 3V6L126 7H128L127 5V3H130L129 5H131V1H127V3L126 2H124ZM180 3H177V5H176V7L178 6V8H177V12H176V9L174 8V6L172 7V10L173 11H175V12H173V15L175 14V13H178L177 15H178V17H179V14L181 13L182 14V11H183V8H182V11L180 12V7L181 6H179V4ZM256 4V3H258V4H256L257 5V8L256 7H252V5L253 4ZM19 4V3H18ZM20 4H21V2H20ZM78 4V3H77ZM105 4V5H106ZM117 5L118 7H111V5L109 4V8H110V10H106V8H104V9H102L104 6V3L102 4V5H99V6H96V8H95V6H90L88 9L91 11V9L90 8H94L95 10H97L99 7H102V8H99L98 10H101L102 12H101V16H99V14H97V13H99L100 11H98V12H94L95 10H92V12H93V14H95V16H98L96 19L97 20H99V19H101V21L99 20V22H102V23H104V19H105V16H107L108 15V13L110 12V13H112V11H111V9L112 10H114V14H115V17H113L114 18V22H116L115 23V25H116V28H117V26L118 25H122V22H123V20H124V18H125V15H124V10H125V7H124V4L123 5ZM147 3H145V5H146ZM171 4V5H170ZM191 4V3H190ZM197 4V6H195L194 7V5H196ZM248 4V5H247ZM249 4H251V5H249ZM108 5V4H107ZM107 5H106V7H107ZM246 5V6H245ZM119 6H121V7H119ZM149 6V3L147 4V8H149V10L151 9V7H148ZM168 6V7H169ZM249 6H250V9H249ZM263 6L264 5H262L261 6V9L263 10ZM107 7V9H109ZM169 7V8H170ZM241 7H242V9H241ZM243 7H246L244 10H243ZM114 8V9H113ZM117 8H121L122 10H117ZM144 8H145V6H144ZM255 8V9H254ZM88 9H86V13L84 14V15H86V16H90V13H91V16L89 17V19H90V21H91V19L92 18H94V15H92V12H90L89 13V11H88ZM146 9V8H145ZM145 9H144V11H145ZM248 9V10H247ZM259 9V11H257V13H252V14H254V15H256L255 16V18H257L258 19V21L260 20L259 19V17L261 18V16H262V14L264 13V10H263V12H262V10H261V16L258 14V12H260V7L258 8ZM257 9V10H258ZM104 10V11H103ZM116 10V11H115ZM148 10V11H149ZM171 10V9H170ZM253 10V11H252ZM122 11V12H121ZM140 12L142 15H144V17H148V19L147 18H145V20L144 21H146V19H147V21L149 20V17L151 16H149V15H146V14H148L149 12H147V9H146V13L145 12ZM244 11V12H243ZM105 12H106V14H105ZM108 12V13H107ZM119 12V13H118ZM172 12V11H171ZM171 12H169V14H167V17H168V15L173 19V15H171ZM250 12V13H251ZM88 13V14H87ZM104 13V14H103ZM121 13L123 14V15H121ZM139 13V14H140ZM145 13V14H144ZM184 14L181 16V14H180V16H181V18L179 17V19H178V17L177 16H175V17H177V19H178V21H180V20H182V18H184V15H185V12H183ZM102 14L104 15V18H102ZM113 14V15H114ZM117 14V15H116ZM194 15L192 16V17H195V13H193ZM251 14V15H252ZM259 16H258V15ZM110 15V17L112 18V16H111V14H109ZM141 15V16H142ZM254 15H252V16H254ZM75 16V19H77L76 17V15H74ZM122 17V16H124V18L122 17V19L120 18V17ZM140 16V17H141ZM258 16V17H257ZM82 16H80V18H81ZM92 17V18H91ZM99 17H101V18H99ZM144 17L142 18V19H144ZM170 17H168V19H167V21L166 22H164L165 24H163L162 25V27L164 28V30H163V28L160 26L159 28H158V32L159 33H154V32H152L151 31V35H152V37H153V39H154V36H155V34H159L162 38H164V39H166V37H167V35H168V33H169V31H170V29L168 28V27H173L175 24V20H177L176 18H174L172 21V25H169V24H171V22L169 23L168 21H169V18ZM244 17V18H243ZM79 18V17H78ZM79 18V19H80ZM86 18H88V17H86ZM85 18V21L86 20H88V21H86V22H90L89 21V19H86ZM116 18V19H115ZM118 18V19H117ZM120 18V19H119ZM141 18H140V20H141ZM249 18H250V16H249ZM78 19V20H79ZM251 19H253L255 22L257 21V19L255 20L254 18H250L249 20H251ZM93 20H95V19H93ZM91 21L92 22V24H94L93 22L94 21ZM116 20H120L119 21V23L116 21ZM170 20V21H171ZM247 20V22H249L250 24H251V26H249L250 24L248 23V25H247V23L246 24H244V23H240L239 22V25H241L240 26V28L238 27V29H240L241 30V28H245V26L247 25V26H249V27H247V28H252L253 27V29L256 27V25L258 26L257 28H259L260 30H258L257 32V35L256 34H254V30H256V29H254L253 31H251V32H253L252 34H253V36H254V38L255 37H257V38H255V40L253 41V42H256V43H254V46H250V48L249 49H247V51H249V55L245 58L246 59V62H244V63H242L243 61H241L240 62V59L238 58L239 57V50L240 49H234V52L236 51L237 53H236V57L235 58H232V56L233 55H235V53L234 54H231V53H233L232 51H233V49H231V48H233V47H231V46H236L235 48H237V45L236 44H233V45H226L227 47H225V45H224V47H225V53H226V51H227V48H228V50H229V52L227 51V53H229V55H231V57L228 55V57H227V55L225 56H223V54H224V52H223V50H224V48L223 49H214L213 51H216V53H213V51H211L210 52V54L211 53H213V54H215L214 56L215 57H213L212 58V56L209 54V53H207V51H209L210 50V48H209V50H208V48L207 49H204L203 48V46H202V44H200L201 42H199L200 40H197L198 41V43H199V47H200V45H201V49H197V45H196V43L194 42V44H193V46H191V44L192 43H190L189 41H188V38H186V37H184V36H180L179 37V40L182 38V40L179 42L180 44H182L183 45V47L181 48V46H180V44L178 43V45L180 46V49H184L186 46H187V48H188V50H189V47H190V49H196V50H199V51H197V53H193V54H191V53H189L188 52V50H187V48H185V50H187L186 51V53H188L189 55L188 56H184V55H187V54H185V52H183V51H185V50H179V48L177 49L176 48V46L175 47H172V46H170L169 45V43H166V45H168L169 47H172L171 49L168 47V49H167V53H165L166 51H164V50H166V48H165V43H164V39H163V41H162V38L160 37L159 39V41H158V37H157V35H156V37H155V39H154V41H156V42H154L153 41V39L150 37L149 39H152V41H150V40H148V37H147V39L146 40H144L145 42L146 41H148V46H145V45H147L146 43H144V42H142L143 41V39H145V38H143V39H139V41H141V43L140 44H138V42H137V40H138V38H136L137 36H136V33L134 32V31H132V30H126V32H127V34L125 35L124 33H126L124 30H121V27L120 26H118L119 28L118 29H120L121 31H123V34L125 35V36H127L128 35V33H129V35L127 36V38H125V40L126 39H128V41L126 42L127 44H123L122 42V45H124V46H122L121 44H120V42H119V46H116V47H118V48H116L114 45H117V43H113V41L112 40H109V42H110V44L112 43V45H110L109 43H108V39L109 38H106V40H105V38L103 37V35L102 36H100V34H99V32L101 33L102 31H104L103 30V25L101 24V23H95V25H99V24H101L102 25V27H101V25H100V27L102 28L101 30L99 29V26H98V29L100 30H96L97 31V35H99L100 37H103V38H101L102 39V41L103 40H105L106 41V43L107 44H105V42H102V41H100V39H98L99 37L95 34V32L93 33V35H96V40L97 41H93V43L95 42L96 43V45H95V43H94V47L97 49H95V48H91L92 50H91V52H93L94 53V51H95V56H96V60L95 61H104V62H102V64L100 65L99 64V67L101 68V69H99L98 68V70H97V67H98V65H97V67H95L96 65L93 63L94 62V56H93V58H92V55L91 56H89L88 58L90 59H93V61H90V62H92V68L93 67H95L96 69L94 70V68H93V70H90V69H92V68H90L88 71H86V69H83V68H89V64L87 65V66H82V68H81V70H80V67L78 68L77 67V71H82V70H84L85 72H86V74L84 73V75H87V73L89 74V71H91V74H93L92 73V71H98V73L97 72H95V74H97V77H94L95 75H92L93 76V78H92V76L91 75H87V79L85 78V77H83V79L81 78L82 77V72H80L81 73V75H80V77H79V74L80 73H78V78L77 77H73L74 75L76 76L77 74L75 73V72H77L76 71V67L75 66H77V65H73L74 63L73 62H76L75 64H77V59H75L76 61H73L72 63H70V61H68L67 59H73V57H69V55H71V53H72V55L73 56H76V54L77 53H80V52H75V51H79V49H80V46H82V45H79V44H77V42H75L74 44H75V46L74 45H72V42H70L69 40H71V37L70 36H72L73 37V34H75V33H73V34H71V33H69L68 32V35H67V37L65 38L66 39V41L67 42H69V44L68 45H72V46H68L67 44H65V43H63V45L66 47V48H70L69 50H71V47H73V49L75 50H73V52H72V50L70 51V53L69 52H67L68 50L64 47V46H62V49H61V51L62 50H67L66 52L69 54L67 57H69V58H67L66 57V52H65V50L63 51V52H65V55H64V53H62V56L60 55L61 54V52H60V48L58 49V47H61V45H62V42L61 41H63L64 42V39H63V37H62V39L63 40H61V38H59V40L57 39V41H58V43H56V42H54V46H56L55 48L53 47V44L51 45L56 51H58L57 53L55 52V50L53 51V52H55V53H53V57H55V59H56V56L57 55H60L59 57H58V59H61L63 56H65V57H63L62 58V60L64 59V62H65V59L68 61V63H66L69 67L70 66H72L73 67V71H75V72H73L72 71V67L71 68H66V67H68V66H66V64L65 63H63V61H61V60H55V62H53L54 60H50V58L52 59L53 57H52V55L48 58V60H50V61H48V60H46L47 59V55H49V53L47 54V52H45L44 54H47V55H41L43 52L41 51V50H39V52H38V50H36V53H34V54H37V52L38 53H40V52H42V53H40V55L43 57V56H46V59H43V58H45V57H43V58H41V57H39L40 55L38 54L37 56H33V57H30L29 56V54H28V56L26 55V56H24L23 54H25V53H23L22 51L24 50V46L26 47V45H24V43H27V42H25V38L24 37H20L19 38V43L21 42V39H23L24 38V40H22V46H23V48L21 47V45H20V47H19V49H20V51H21V53H23L22 55H23V58L25 57L26 59H33L34 61V66L33 67H35V71H36V73H38V75L37 74H35L34 73V70H33V73L35 74V75H33V78H32V80H34V82H36V84L34 83V82H32V80H29L30 81V83L32 82L33 84H31L30 85V83H26V81L25 80H28V79H25V78H23L24 79V83L25 84H23L24 86H22V87H20V85L23 83V80H22V77H20L19 79H21L22 81H20L21 82V84L19 85L18 84V81H16L17 79H18V76H16V78H14L15 77V75L13 74L14 72L12 71V69H10V67L9 66H7V64L4 66V64H1L0 65V76H1V78H0V83L2 84V88H3V86H4V88L11 82V81H14V83H15V81H16V84H18L17 86L18 87H16V85L14 86V88H12L13 86L12 85H14V84H10L7 88H9L10 89V87H11V89H13V90H9V89H5L6 91L8 90V94H9V99H6L5 100V98H7L5 95L7 94H4V92H6V91H4V89L2 90V91H4L3 92V94H4V97H3V95H1L2 94V92H1V87H0V110L1 111H4L5 112V109H6V112L8 113V112H10V110L12 111V109H15V108H12V109H10L12 106L14 107V106H16V108L18 107V108H21V106L23 107V105L25 104V105H28V106H25V107H27V109L29 110V108H31L30 110H33L34 111V113H33V111H32V113L33 114H36L34 117H33V115H32V117L33 118H31L30 120H33L31 123H29L30 121H28L27 123H29V124H26V121H25V124H22V122H24L23 120L21 121V125H20V120L18 121V118L15 116V118L13 117L12 118V116H14L13 114H12V116L10 115V117L14 120V119H16L15 121H18V123L17 122H13V120L11 119V118H9L8 120H12V121H8L7 119H1L2 121L4 120V121H6L7 120V122H1V120H0V197H2L1 199H0V202H1V200H2V204L4 205L5 204V201H6V203H8V199L9 200H11V198H12V196L11 195H13V197L15 198V195L16 196H19L20 198H21V202H19V207L20 208H16L17 206H15V208L14 209H16V210H18V211H15L14 209H13V207L10 205L11 203L12 204H14V202H16L17 203V205H18V202H17V200L16 201H14L13 199L14 198H12V201H10V203H9V207L12 209H10V208H8V204H5L4 206L6 207V205H7V207L6 208H8L9 209V211L7 212L8 214H9V212L10 213H12L11 215H10V218L9 219H11V217L13 216L14 217V215L15 214H17V212H21L22 213V211H24L25 212V214L24 215H29L30 217H31V220L34 218V220L35 221H37L36 219H37V217L39 218L38 219V221H40V218L42 219H44V221H45V223H43L42 221L40 222L41 223V226H43L42 225V223L44 224V226L45 225H47V223H48V215H50L49 217H50V219H49V222H51V221H53V219L51 220V218H54L53 217V214L55 215V216H57L56 218L57 219H62V217H59L58 218V216L60 215V216H62L61 214H60V212L62 213V214H64L63 215V218L65 219V216L66 215H68V216H66V218L67 219H62V221L64 220L65 221V224H66V220L67 221H69V222H72V223H69V222H67V224L69 223V228H68V226H67V229H66V226H62V228H64L63 230L64 231H61V225L63 224L64 225V221L62 222L61 220H59L60 221V223L62 222V224H60L59 223V221L57 220L56 222H58L57 224H55L56 226H59L58 227V229L59 228H61V229H59V231H61V232H59V231H57L56 233H55V231H54V228L57 230V228L55 227V226H53L54 228H52V229H50V231L52 230V231H54V233H52V232H50V234H51V236L52 237H54L55 236V234L57 235L56 237H54V238H57L58 239V236H59V238L61 237V235H62V237L60 238V239H63V240H66V241H69V239H70V241L72 240V238L74 239V243H75V245H76V243H78L77 245H79V244H83L82 242H84V241H81L82 240V238L86 235V237H85V239H88V243L89 244H91V240H93L94 238L93 237H95V239H94V241L96 240V242H97V244H94V242L92 241V243L94 244V245H91L92 247H94V249L95 250H99V246H100V250H102V254H104V255H102V262H103V256H106L105 254L107 253V252H110L111 251V254H110V259L109 260H111V257L115 260V259H117V261H116V263L117 262H120L121 260H120V258L119 257H122V256H119V254L121 253L120 251H119V254H118V250H114L113 249V251L112 250H108V249H110V248H107V246H108V244H109V241H105V239H100V238H98V236H99V233H100V235L102 236V234H104V233H106V232H99V233H95L96 235L94 236V232L95 231H93L92 232V230H89V227L90 228H95L96 229V227H97V225H99L98 227L99 228H102L104 225H106V227H107V229H109L110 228V226L111 227H113L112 229H110L111 230V232L110 231H108L109 233H106V235L104 234V237H106V236H108L109 235V237L111 238V235H112V233H113V229H116V230H118V229H120V228H122L123 229V227H124V225H123V223H122V225H121V222H118V225L116 226L115 225V223L113 224L112 222H111V218L108 220V223H112V225H114V226H112L111 225V223H110V225L109 226H107L108 225V223L106 224H102V227H101V220H103V221H105V219H101L100 217V223H96L95 221H93L92 219L93 218H95L97 215L98 216H100L99 215V213H95V214H97V215H95L94 216V210L91 208V203L90 202H92L91 200H90V202H89V199L91 198H94V202L95 201H97L98 199H96L95 200V198L96 197H94V196H96L95 195V193H97V192H95V190H96V188H94V186L96 187V185L95 184H97V183H95L94 184V186L92 187V183H91V181L90 180H93V178L95 177V176H97L98 175V173L99 172H101V173H99V176L98 177H100V175H104V174H106V173H109V172H107L106 170L108 169V168H110L111 170H109V171H115L116 169H119L120 168V166H121V164H123L122 166H123V168L126 166V165H128L127 167H125V168H128V169H132V168H135L134 167V162L133 161H135V163L137 162V161H139L140 163L142 162V164H143V162L144 163H146L147 164V166H149V164H151V162L148 164V160L146 159V158H151V159H154L155 160V163L151 160V159H149L150 161H152L153 162V164H151L150 166H153L154 164H157V165H159L160 163H162V159H161V157H160V155H159V152L157 151V154H155L156 153V150H154V149H152V142L150 141V144H149V142H145V140L144 141H142L141 143H140V141L138 140V139H140V138H132V144L133 143H135V139L137 140L136 141V143L138 142V144H136L135 146H137L136 148V153H135V151H132L133 152V154L131 153V150H132V148L133 149H135V146H134V144L132 145V144H130V141H131V138L129 139V141H127V139H123V138H117V137H113V140H115L114 142H113V140L111 139V141H110V139L108 138V140L110 141V146H109V144H107V146H108V148L110 149H107L110 153L112 152L111 150V148H113V150L115 149V148H117L118 149V143H119V145H121L120 146V148H121V150L122 151H124V147L126 148L128 145H126L127 143L126 142H129L128 144H129V146H132V147H128V148H126V153H125V151H124V155L123 154H121V156L123 155V157L125 158H122L121 156H120V154L118 155V157L120 156L121 158H120V160L122 159H124L125 161H120L119 159L118 160H115V155H117V154H115V153H121L122 151H119V149L117 150V149H115L114 151H115V153H114V151H113V153L115 154V155H113V153H111V156L113 155L114 156V160H112V161H110L111 159V157H110V154H109V152H107V150H106V145H103V144H105V143H109V142H106L105 141V139H103L102 137H99V136H96L95 137V133H93V129L92 128H94L95 129V126H97L100 122H99V119L100 118H98L99 116L101 117V120H103V121H105L104 119L106 118L107 119V124H105L106 122H104V124L106 125V130L109 128V130H111L112 131V129L114 128V126H115V124H116V122L118 121V119L119 118H121V117H125L127 114L129 115V113H134V114H136V113H138V111H140V109H141V104L143 103L144 104V102L146 101L147 102V100H148V102H150V100H151V103L153 102V103H156L157 104V102L159 103L160 102V100H161V98H164V94L166 95V94H168L169 92L170 93H173V94H171L170 96H172V95H174V96H172V97H170V98H168L169 96V94L167 95L168 97H166V98H168V101H166V103H165V105L166 104H170L169 105V107H168V105H164L165 107H168V108H170L171 107V104H174V106L172 105V107L171 108H173V107H176L177 109H178V111H179V113H180V111L183 113V111H182V107H181V105H183V101H186V102H184V107L186 108V106L185 105H187V104H189V105H187V108L185 109L184 107H183V110H185L186 112V114L187 115H185V114H182L181 113V115L182 116H187V118L189 117L188 115H190L191 117L192 116H197L198 114V116H202L203 117V120H202V118H201V120L202 121H206V120H210V119H215V116H213L214 114H215V112H216V110H214L213 112H211L213 109H215L214 107H215V105H214V103L216 104V106H218V105H221L222 103V105L221 106H218V109H219V107H220V110H217V112H216V114H218L219 115V113L218 112H220L221 111V109L222 108H226L225 110H230V111H233L234 112V110H237L236 108L237 107H239V110H240V113H244L245 115L244 116H247V117H249L250 119H247V117L245 118V117H242V116H239L240 115V113H239V115H234V114H237V113H231V114H233L232 115V118H233V116L235 117L234 118V120H233V124L231 125V130H232V126H233V129H235L234 131H233V133L234 132H236L234 135L233 134H231L232 135V137H230V139H229V142H230V140H231V142L230 143H232V147L230 148V147H228V149L230 150V152L228 151V149L227 150H225V151H228V153L226 152L225 153V155H227V154H231V152H232V150H233V154L234 155H236V154H238V152H239V155H240V153H242L244 156H242V155H240L241 157H244L243 159L240 157V156H238V157H240L239 159L241 160V162H240V160H238L237 161V157L236 158H234L235 156L233 155L232 156V154L230 155V156H232L231 158L229 157V155L226 157V159H227V163H229V165L232 163V162H235V161H237V163L235 162V164H233V165H230V167H229V165H228V167H229V169H230V172H231V166H234V165H237L238 164V166H239V163H243L241 166H234V168L232 167V170L233 169H235V168H237V169H235V171H232L231 173H234V174H232V175H234V176H232L230 173L228 174V171L225 169V167H222V166H227L224 162H215V166L217 167L218 166V163H220V165H221V167H219V168H224V172L221 170V169H219L218 168V170L220 171V172H223L224 173V175H228L227 177L226 176H224V178L223 177H220L221 175H220V173H219V171H218V173H216L217 171L215 170V168H213L214 170H215V173H216V175H217V177L214 175V179L212 180L213 181V183H215V185H217L216 187H215V185L210 181V178H211V176H212V178H213V175H211L210 177H209V183L208 184H203L202 185V188H203V186H204V188H203V193L204 194H206V195H216L217 197H218V194H215L216 193V191H219L218 193L219 194H221V197H220V195H219V199H221L220 201H221V203L220 204H217V212L218 213H221L222 215H223V217H222V215L221 214H218V219L220 220V223L222 222V220H225V221H223L224 223H225V227L223 228V224H220L221 226H222V229H224V230H222L220 227V225L218 226L219 228H217L218 230H216V231H224L226 234H228V235H230V234H232V235H230V236H232V240H230L229 239V243H227V242H225V241H227L226 240V237H228L229 238V236L227 235L226 237H222V236H220V234H219V237H217V239H219L220 240V238H222L221 240H220V242L223 244V245H225L224 243H226L227 245H232V247H231V250L230 249H228V248H230V246H228L227 247V245L225 246V247H227V249L229 250V252L231 251L232 253H229V252H227L226 253V248H225V251H223L224 250V246L220 243V247L221 246H223V248H222V250L220 249V247H219V240H215V239H210L211 237L213 238V236L216 234V231H214L213 232V236H211L209 239L210 240H212V241H209L208 243V252H207V255H208V257L210 256L211 257V259L213 258V260L215 259L214 257H212V256H216V259L214 260V262H216L217 260H219V259H222L223 258V256H229L230 257V254H234L233 252L234 251H236V254H234V255H240L241 254V256L245 253L246 255H247V252L248 251H250L251 250V252H252V254H253V252H254V249L255 248H257L259 251L257 252V250L255 249V252H254V254H255V256H257V257H255L254 256V254H253V256L256 258H253V257H250V258H253L254 260H258V261H256V262H258V263H256V262H253L254 264H262V262H264L263 260H264V256H263V259H262V255H264L263 253H262V251L264 252V231L261 229L262 227H264V225H263V223L261 222V220L262 219H264L263 217H262V215L260 214L261 212L260 211H262V214H264L263 212V210H264V208H263V210H262V204L264 203V198H263V200L261 199V197H264V196H262V193L264 194V51H263V47L264 46H261V45H264V35H262V34H260L261 32H263V34H264V31H261L262 29H264V16H262V19L258 22H254V21H248V19H246ZM263 21V22H262ZM78 22V21H77ZM91 22H90V24H91ZM95 22H97V21H95ZM141 22L142 23H144L142 20H141ZM167 22L169 23V24H167ZM252 22H254V25H255V27H254V25H253V23ZM88 23H87V25H88ZM261 23V24H260ZM118 24V25H117ZM165 25V26H164ZM167 25V26H166ZM263 25V26H262ZM90 26V25H89ZM88 26V27H89ZM93 26V25H92ZM242 26H244V27H242ZM263 27V28H262ZM90 28H92L91 26H90ZM95 28H97V26H95V27H93V29L92 30H95ZM162 28V29H161ZM119 30V31H120ZM159 30H161L163 33H161V31H159ZM154 31H157V29L156 30H154ZM166 31V32H165ZM93 32V31H92ZM105 32V31H104ZM6 35H8L9 36V32H4ZM256 33V32H255ZM65 34H67V32L65 33ZM122 34V35H123ZM135 34V35H134ZM164 34V35H163ZM49 35V34H48ZM48 35L46 36V37H48ZM70 35V36H69ZM154 35V36H153ZM256 35V36H255ZM63 36H64V34H63ZM66 36V35H65ZM69 36V37H68ZM149 36V35H148ZM46 37H44L43 39L44 40H46L47 38ZM46 38V39H45ZM68 38H70V39H68ZM141 38V37H140ZM42 39V38H41ZM40 39V40H41ZM68 39V40H67ZM132 39V40H131ZM186 40V41H185ZM195 40V41H196ZM257 40V41H256ZM17 41V40H16ZM46 41H49V38H48V40H46ZM46 41H40V42H46ZM65 41V42H66ZM112 41V42H111ZM149 41L150 42H153L152 43V45L153 44H155L156 43V45H158V47H159V44H160V50H161V52H162V54H156V52L154 51V50H158V51H160L159 49H157L158 47H156V49H151L150 47L152 46H150L149 45ZM187 41H188V43H187ZM196 41V42H197ZM18 42V41H17ZM59 42L61 43V44H59ZM97 42H99V44L97 45ZM100 42H102L103 44H100ZM130 42V43H129ZM137 43L136 45L134 44V43ZM235 41H232V43H234ZM79 43V42H78ZM81 43V42H80ZM128 43H129V45L131 44V46H129L128 45ZM159 43V44H158ZM187 45H186V44ZM231 43V44H232ZM258 43V44H257ZM57 44V45H56ZM105 44V45H104ZM114 44V45H113ZM151 44V43H150ZM230 44V43H229ZM255 44L258 46V48H257V46L255 47ZM106 45H108V46H106ZM120 45L122 46V47H124V48H121L120 49ZM134 47H133V46ZM142 45V46H141ZM156 45H154V46H156ZM164 47H163V46ZM241 45V44H240ZM49 46H50V44H49ZM77 46V47H76ZM84 46V45H83ZM83 46H82V48H83ZM141 46V47H140ZM150 46V47H149ZM154 46H152V48L154 47ZM178 46V47H179ZM189 46V47H188ZM195 46H197V47H195ZM262 47V49H260L261 47ZM63 47H64V49H63ZM78 47H79V49H78ZM101 47V48H100ZM145 47V48H144ZM146 47H149V48H146ZM194 47V48H193ZM223 47V46H222ZM248 47V46H247ZM247 47H245L244 46V48L246 49ZM53 48H52V50H53ZM58 50H57V49ZM81 48V49H82ZM99 48V49H98ZM109 48V49H108ZM128 48H130V49H128ZM136 48V49H135ZM155 48V47H154ZM165 48V49H164ZM230 48V49H229ZM251 48H254V50L252 51V49ZM256 48H257V50H256ZM23 49V50H22ZM40 49H42V48H40ZM77 49V50H76ZM100 49H102V50H100ZM106 51H105V50ZM111 49V50H110ZM115 49V50H114ZM117 49V50H116ZM133 49H134V51H133ZM145 49H148V52H150V53H147V54H151L152 52H155V54H156V56H157V58L155 57V55L153 56V58L151 57V55L152 54H154V53H152L151 55H149V56H146V58H150V59H148L150 62H148L147 60H144V58H145V55H144V52L146 51ZM149 49L150 50H153L152 52L151 51H149ZM164 49V50H163ZM177 49V50H176ZM250 49H251V51H250ZM112 51V52H110V51ZM126 50V51H125ZM180 51V53H181V51L184 53L183 55H181L179 58H178V55H179V53L177 54V52L176 51ZM200 50H203L202 52H205V56L201 53L200 54ZM220 50L222 51V57L221 56H219L220 54H221V52H220ZM232 50V51H231ZM262 51L263 52V54L262 53H259V51ZM123 51L125 52V53H123ZM130 51V52H129ZM131 51L133 52V53H131ZM139 51V52H138ZM142 51H143V55H142ZM168 51H169V53H168ZM173 52V53H171V52ZM195 51V50H194ZM231 51V52H230ZM245 51V50H244ZM257 51V52H256ZM24 52H25V50H24ZM107 52V53H106ZM120 52V53H119ZM147 52V51H146ZM145 52V53H146ZM253 52H255V56L257 57V55H256V53L258 54H261V55H263V57L261 56V55H259L260 56V59L261 60H259V56H258V59L256 58L255 60L254 59H252V60H254V61H252L251 60V58H253L254 57V55H252L253 54ZM93 53H89V55L90 54H93ZM101 53V54H100ZM118 53V54H117ZM123 53V54H122ZM128 53V54H127ZM135 53V54H134ZM140 53V54H139ZM207 53V54H206ZM0 54H1V51H0ZM27 54V53H26ZM34 54H32V55H34ZM51 54V53H50ZM102 54H103V56H102ZM106 54H107V56H106ZM111 54H112V56H111ZM123 55V57H124V54H125V59H127V60H125V62L126 63H128V58H129V63L128 64H126L127 65V67L125 66V64H124V59L123 60H120L121 58H122V55ZM132 54V55H131ZM167 54L169 55V56H167ZM171 54H173V55H171ZM199 54V55H198ZM210 56H209V55ZM217 54H219V55H217ZM55 55V56H54ZM98 55V56H97ZM115 55V56H114ZM131 55V56H130ZM139 55V56H138ZM144 56V57H142V56ZM159 55H161V56H159ZM190 55H192L191 57H189ZM196 55V56H195ZM200 55L206 60L207 59V55H208V58L210 59V57H211V60L210 61H212L211 63L212 64H214L213 63V60H214V62H215V58L216 59H219L220 61L218 62L217 60V62L220 64V62H222L221 60L223 59V57L225 58V57H227L226 59H228L229 57V59L228 60H224V61H227V62H232V61H235L234 59H239V62H237L236 64H239L240 65V67H244V65L243 64H245V69L243 68V70H242V68H240V67H237L240 71H238V69L237 68H235L236 67V65H235V63L232 65L233 67H231L230 68V66H231V63H227V65L225 64V62H224V64H222V66H221V64L218 66V68H223V65L226 67V68H224L225 70H223V72H226L223 76H225L226 74H227V79H228V82H227V80H224L223 81V79H225L224 77H222V75H219V76H217L216 74H214V73H216L215 71L216 70H218V68H217V65H218V63H215V66H213V65H211L210 64V61H208V59H207V61H208V63L206 62V61H204L203 60V58H202V60H201V58H200ZM238 55V56H237ZM101 56V57H100ZM106 56V57H105ZM109 56V57H108ZM112 58H111V57ZM120 56H121V58H120ZM130 56V57H129ZM186 58H184V57ZM197 56H199V57H197ZM220 58H219V57ZM253 56V57H252ZM38 57V58H37ZM61 57V58H60ZM97 57H98V59H97ZM117 57V58H116ZM137 57V58H136ZM139 57H140V59H139ZM141 57H142V59H141ZM154 57H155V59H154ZM177 57V58H176ZM218 57V58H217ZM262 57V58H261ZM102 58V59H101ZM109 58H111V60L112 59H115V60H117L118 61V58H119V61L117 62V61H114V62H116V63H114V62H112ZM222 58V59H221ZM255 58V57H254ZM46 60V64L48 63V66L46 65V64H44V66H43V63H42V61L41 60ZM54 59V58H53ZM107 59V60H106ZM136 59H138V61L139 62H137L136 61ZM193 59V60H192ZM244 59V60H245ZM247 59L249 60V62L247 63ZM74 60V59H73ZM80 60V59H79ZM133 60H134V62H133ZM141 60V61H140ZM151 60H153V61H151ZM161 60V61H160ZM187 60V61H186ZM232 60V61H231ZM251 60V61H250ZM258 60H259V62H261V63H257L258 62ZM18 61H20L19 59H18ZM48 61V62H47ZM60 61V62H59ZM109 61V62H108ZM206 62L205 64H206V66L208 65V66H211V68H212V70H210V72H211V74H209L208 75V72H209V70L208 69H211V68H206V71L207 72H205V73H202V75L203 74H205L206 75V73H207V75L208 76H210L211 78L212 77H214V76H216V78L217 77H222L223 79H221V77H220V81H219V78L218 79H216V78H212V79H216L215 81H210V77H205V79H204V75L202 76V78L205 80V84H207L208 83V80H209V82L212 84V83H214L215 84V82H218V83H220V84H223V82H224V84L226 85V86H228V87H230V88H234V87H237L236 85H234V81L236 80H238L239 81V79L240 78H243L244 80H246V82L247 81H250V79L249 78H251V76H252V80H253V82H245L244 80H243V82L240 80V83H238V81H237V85H240L241 87H244V89H245V87H246V89H250V91L251 90H253V92L251 91V93L250 94H248V93H246V94H244V98H241V101H242V99H244L242 102L244 103L245 102V100H246V102L247 103H242L241 102V105L243 106L242 108H240L241 106H240V103H237L239 106H237L234 110L232 109L233 107H235V105H236V103H235V101H237V99L236 98H233V99H229L228 101H226V102H228L227 104H226V102L224 103V100H220L218 97V95H217V98H218V101L220 102L219 104L217 103L218 101H216L217 99H215V98H213L214 96L213 95H215L216 96V91L217 90H215L214 91V93L215 94H213L212 92H213V90L215 89V87H213V85L214 84H212V85H207V86H205L204 84H203V86H205V88L206 87H210V89L212 90V92H210L209 90L210 89H208V88H206V91L203 89L204 87L202 86V83L203 82H201L202 81V78L200 79V82L197 80V81H195V82H192V81H194V80H190V79H192V77H190L189 78V76L188 75H190L191 74V76H192V74L194 75V72H190V73H188V71H189V69L188 68H190L191 70L193 69V70H196L195 71V75H194V77L197 75V76H201V72H204V71H201L200 69V67H202V68H205L203 65L204 64H202V62ZM2 62V61H1ZM0 62V63H1ZM53 62V63H52ZM106 62H108V63H106ZM110 62H112L113 64H115V65H117V63L118 64H120V66H121V63H122V65L123 66H121L122 67V69L120 68V66L118 67V68H120V69H118L117 70V68H116V66L114 65V66H112L111 64L112 63H110ZM121 62V63H120ZM131 62H132V64L134 63L135 64V62H137V63H144V64H137L136 63V65H134L133 64V66H132V64H131ZM146 62H148L149 64L150 63H152V64H148V63H146ZM194 62V63H193ZM254 62V63H253ZM17 63V62H16ZM21 63H22V61H21ZM42 63V64H41ZM52 63V64H51ZM69 63H70V65H69ZM96 63V62H95ZM106 63V64H105ZM189 63V64H188ZM253 63V64H252ZM255 63H257V66H256V64ZM18 64V63H17ZM16 64V65H17ZM65 64V65H64ZM97 64V63H96ZM104 64V65H103ZM109 64L111 65V66H109ZM129 64H131V66H130V68H131V70H127L126 69V71H125V67L126 68H128L129 66ZM146 64V65H145ZM185 64H187V65H185ZM199 64V65H198ZM200 64L202 65V66H200ZM210 64V65H209ZM230 64V65H229ZM242 64V65H241ZM247 64V65H246ZM255 64V65H254ZM21 64H19V66H20ZM109 66V67H106V66ZM138 65H139V68H138ZM144 65V66H143ZM149 65V66H148ZM239 65H237V66H239ZM5 68H4V67ZM18 66V65H17ZM78 66H81V65H79L78 64ZM90 66H91V63H90ZM105 66V67H104ZM125 66V67H124ZM134 66H136V67H134ZM144 67V69H143V67ZM182 66H183V68H185V69H183V71H185L186 69H188V71L186 72H183L181 69H182ZM185 66V67H184ZM193 66V67H192ZM194 66H196L195 68H194ZM207 66V67H208ZM221 66V67H220ZM229 66V67H228ZM254 67V68H250V67ZM259 66V67H258ZM2 67V68H1ZM47 67V68H46ZM104 67V68H103ZM113 67V68H112ZM140 67H142V68H140ZM146 67H148V70H145V68ZM188 67V68H187ZM213 67H214V69H216V70H214V72H213ZM247 67V68H246ZM262 67V69H260ZM19 68V67H18ZM46 68V69H45ZM70 69L71 71H69V72H72L71 73V75H72V79L73 80H75L76 81V85H74L75 84V81H73L72 79H71V77H70V73H68L67 74V77L66 76H64L66 79L64 80L63 79V81L61 82V84L60 83H58V77H60L61 75L60 74H62V76H63V74H65V73H67V71L68 70H64V69ZM75 68V69H74ZM116 68V69H115ZM123 68H124V70H123ZM135 68V69H134ZM138 68V69H137ZM150 68V69H149ZM200 68V69H199ZM233 68V70H234V68L236 69V71L237 72H235V70L233 71V70H231ZM5 70L4 72L5 73H7V74H4V72L2 71V70ZM21 69V68H20ZM48 69V70H47ZM63 69V70H62ZM115 69V70H114ZM133 69H134V71L135 72H137V70H139L137 73H135L134 71H133ZM137 69V70H136ZM199 69V70H198ZM230 69V70H229ZM8 72H7V71ZM13 72L12 74L14 75V77H11V76H13V75H10L11 73V71ZM61 70V71H60ZM117 71L116 73H118L119 72V74L118 75H115V77H113V74H115V72L114 71ZM123 70V71H122ZM142 70H143V72H142ZM144 70H145V74H147V75H145L144 74ZM200 71V73L198 72V71ZM203 70V69H202ZM205 70V69H204ZM247 72H246V71ZM248 70H250L249 72H248ZM260 70V71H259ZM19 71V70H18ZM17 71V72H18ZM62 71H64V73L62 72ZM66 71V72H65ZM114 72L113 74H112V72ZM149 71V72H148ZM182 71V72H181ZM229 71L231 72V71H233L232 73L233 74H237L238 73V76L237 77H234L235 79H233V76L231 75V73H229ZM255 71V72H254ZM257 71V72H256ZM20 72V71H19ZM19 72H18V74H19ZM55 72V73H54ZM101 72V73H100ZM103 72V73H102ZM109 72V73H108ZM139 72H140V74H139ZM148 72V73H147ZM181 72V73H180ZM235 72V73H234ZM111 73V74H110ZM135 73V74H134ZM142 73V74H141ZM150 73V74H149ZM197 73H199V75L197 74ZM239 73H241V74H239ZM246 73V74H245ZM257 73V74H256ZM1 74H3V75H1ZM55 74V75H54ZM144 74V75H143ZM173 74H174V76L175 75H177V77H174V78H172V76H173ZM179 74H182V75H179ZM183 74H188L187 76V79H186V75L184 76ZM236 74L234 75V76H236ZM242 74L245 76H249V78H247L246 76V78H244V76L243 77H241L242 76ZM5 75V76H4ZM7 75H10V76H8V77H11V78H6V76ZM37 75V78H38V76H39V78L37 79L35 76ZM143 75V76H142ZM169 75H172V76H169V77H171L172 79H169L168 81L166 80V79H168L169 77L168 76ZM240 75V76H239ZM251 75V76H250ZM256 75V76H255ZM2 76H3V78H2ZM51 76V77H50ZM69 76V77H68ZM111 76V77H110ZM120 77V78H118V77ZM122 76V77H121ZM139 76V77H138ZM141 76V77H140ZM144 76H147V77H144ZM181 76V77H180ZM185 78H184V77ZM197 76L195 77V78H197ZM232 76V77H231ZM49 77H50V79H49ZM54 77H56V78H54ZM102 77V78H101ZM143 77V78H142ZM154 79V81L152 80V78ZM167 77V78H166ZM239 77V78H238ZM255 77V78H254ZM5 78V79H4ZM38 81L39 80V82L37 83V81L35 80V79ZM42 78V79H41ZM67 78H68V81L71 83V85H70V83H68V81H67ZM74 78H77V79H79L78 81H77V79H74ZM84 78L87 80V81H89L90 79L92 80V79H94L93 81H89V82H91V83H85V82H87L86 80H84ZM110 78V79H109ZM142 78V79H141ZM147 78V79H146ZM164 78H166L165 80H166V82H165V84L166 85H164V86H162V87H164L165 89V91L163 90V88H160L161 89V92H160V94H159V96H161V93L163 94L162 95V97H158V91L155 93V91H152V86L154 85V83L155 82H157L159 85L161 84V82H163V81H165L164 80ZM176 78H177V80H176ZM200 78V77H199ZM209 78V79H208ZM236 78H238V79H236ZM2 79H4V80H2ZM6 79H7V81H9L10 79H11V81L7 84V82H6ZM13 79V80H12ZM16 79V80H15ZM50 81H49V80ZM69 79H71L72 81H70ZM81 79V80H80ZM89 79V80H88ZM156 79V80H155ZM182 79H185L184 81H182ZM189 79V80H188ZM198 79V78H197ZM206 79H208V80H206ZM211 79V80H212ZM248 79V80H247ZM256 79V80H255ZM56 82H55V81ZM152 82H151V81ZM170 80H172L171 82L172 83H176V85L177 84H179L178 86L180 87L181 86V88H182V85H181V83L183 84V86L185 85L184 83H188L189 85H186V86H189V91L188 90H186V89H184V88H182L183 89V91H181L180 90V88L178 89V86L176 87V85L174 86L173 84H170L171 82H170ZM179 81V80H181L180 82H176V81ZM233 80V81H232ZM6 82V84L5 85H3L4 83L3 82ZM29 81H27V82H29ZM49 81V82H48ZM81 81H83L85 84L83 85V82H81ZM150 81V82H149ZM186 81V82H185ZM188 81V82H187ZM189 81H191V82H189ZM206 81H207V83H206ZM19 82V83H20ZM51 82H53V83H51ZM160 82V83H159ZM184 82V83H183ZM197 82V84L198 85H200V86H202L203 88L201 89V88H199V86L196 84V86H194V84L193 83H196ZM226 82H227V84H226ZM231 82V83H230ZM244 83V84H242V83ZM13 83V82H12ZM39 83H40V85H39ZM50 83V84H49ZM57 83V84H56ZM80 83H81V85H80ZM134 83V84H133ZM147 83V84H146ZM149 83H150V85H149ZM152 83H153V85H152ZM156 83V84H157ZM201 83V84H200ZM216 84V85H218V88H222V87H226L225 85L224 86H222V87H219V84ZM252 83H253V85H252ZM0 84V85H1ZM26 84H29L28 86H25ZM65 84H68V85H70V86H66L67 87V90H69V94H71L70 96H69V94L67 93V90H65L66 89V87H64L65 86ZM77 84H79L78 86H77ZM97 84V85H96ZM109 84V85H108ZM136 84V85H135ZM138 84V85H137ZM140 84V85H139ZM156 84L153 86V89H155V86H156ZM190 84L193 86H191L190 87ZM246 84L248 85V84H251L252 86H250L251 88H253V89H251V88H248V86H246ZM46 87H45V86ZM48 85V86H47ZM50 85H52L51 86V88H53V89H55V88H57V92H59V95L60 96H62V97H64V96H69V98H70V102H72L71 100H73V101H75L76 99V101H75V103L73 102V103H70V102H68V103H70L69 105L67 104V103H65V102H67V99H69V98H63L62 99V97L60 98L59 97V95H58V93L56 92V91H54L53 89H52V94L54 95V93L58 96H56V95H54V97H52V98H54V99H52L51 98V94H50V92H51V90H50V92H49V90L48 89H50L49 88V86ZM54 85L56 86V87H54ZM74 85V86H73ZM135 85V86H134ZM146 85V86H145ZM159 85H157V86H159ZM161 85H163V83L161 84ZM171 85H173L174 87H176V88H174L173 86H171ZM230 85V86H229ZM232 85H234V86H232ZM255 85V86H254ZM40 86V88H41V86L42 87H44V88H47L48 87V89H46V90H48L47 92H49V93H46V91H45V93L43 92V90H44V88H43V90L41 89L40 90V88H37V87H39ZM59 86V87H58ZM75 86H77V87H79L80 88V86H81V92L79 91V92H75V90H76V88L77 87H75ZM91 86V87H90ZM141 88H140V87ZM151 86V87H150ZM156 86V87H157ZM166 86V87H165ZM221 86V85H220ZM240 86H238V87H240ZM26 87V88H25ZM28 87V88H27ZM32 87V88H31ZM73 87H75V88H73ZM135 87H137V89L135 88ZM159 87H161V86H159ZM159 87H157L156 89H158ZM170 87H173V88H170ZM212 87L214 88V89H212ZM228 87H226V88H228ZM20 88V89H19ZM31 88V89H30ZM36 88V89H35ZM65 88V89H64ZM71 88V89H70ZM87 88V89H86ZM197 88H199L198 90L200 91V90H203V91H205V92H202V91H200V93H202L201 95H203V96H201L202 98L203 97H205L204 99L206 100V98H207V100H208V102H206V101H204V100H202V101H200L201 100V97L200 96H198V93L196 94V91L197 92H199L198 90H196ZM216 88H217V86H216ZM22 89V91H19V90H21ZM73 89H74V91H73ZM93 89H94V91H95V89H96V91H98L97 93H100L99 94V96L97 97L96 95H95V97H93V95L94 94H92L94 91H93ZM160 89H158V90H160ZM239 89H241V88H239ZM243 89V88H242ZM243 89V90H244ZM245 89V91H241V93L243 92V93H245L247 90ZM16 90H18L17 92H16ZM56 90V89H55ZM77 90H79L78 88H77ZM164 92H163V91ZM185 90L186 91H188V92H186V93H188V94H186L185 93ZM196 90V91H195ZM10 91V92H9ZM26 91H28V92H26ZM30 91V92H29ZM33 91V93H35L36 95L35 96H37L39 99H41V100H37V101H34L33 100V102H37V105H35V106H33V107H29V104H31V102H32V100L29 98L30 97V95L32 94L31 92ZM35 91V92H34ZM65 91V93L66 94H64L63 95V92ZM82 91H83V93H82ZM169 91V92H168ZM173 91V92H172ZM208 91V92H207ZM13 92V93H12ZM27 93V94H25V93ZM40 92H42V93H40ZM71 92H73V93H76V94H73V93H71ZM85 92V93H84ZM124 92V93H123ZM137 92V93H136ZM177 92V95L175 94ZM191 92V93H190ZM210 92V93H209ZM254 92H256V93H254ZM23 93V94H22ZM29 93H30V95H29ZM77 93H80V95L81 94H86V95H83L84 96V98H83V96L81 95V97L83 98V99H86V101H84L83 102V100H82V98L80 99V96H79V94H77ZM148 93V94H147ZM153 93H155V94H157V96H153V95H155V94H153ZM203 93H209L211 96H213V97H211V98H208V96L209 95H207L206 96V94L204 95ZM241 93H240V95H241ZM254 93V94H253ZM25 94V95H24ZM43 95V96H40L39 97V95ZM47 94H50V96L48 95V96H46ZM68 94V95H67ZM72 94H73V96H74V98H76L75 100H74V98L72 97ZM92 94V95H91ZM96 94V93H95ZM195 94V95H194ZM29 95V96H28ZM45 95V96H44ZM78 95V96H77ZM149 95V96H148ZM152 97H151V96ZM188 95V96H187ZM243 95V94H242ZM242 95H241V97H242ZM250 95H252L254 98H252V96L250 97ZM256 95V96H255ZM8 96V95H7ZM16 96V97H15ZM27 96V97H26ZM56 96V97H55ZM77 96V97H76ZM103 96V97H102ZM127 96V97H126ZM192 96V97H191ZM239 96V95H238ZM237 96V98H239ZM248 96V97H247ZM258 96V97H257ZM32 97V96H31ZM36 97V98H37ZM47 97V98H46ZM87 97H90V98H87ZM96 97H97V100H96ZM128 97H129V99H128ZM151 97V98H150ZM158 97V98H157ZM177 97V98H176ZM191 97V98H190ZM196 98V100H195V98ZM4 98V99H3ZM33 98H35L34 96L32 97V99ZM43 98H44V100H43ZM48 98H49V100H48ZM56 98H60L61 100H62V102L64 103V105H60V104H62L60 101H58V100H60V99H57V101H58V103L56 104L55 102V100H56ZM79 98V99H78ZM94 98V99H93ZM123 98V99H122ZM158 99V101L157 102H154V100L155 99ZM175 100H173V99ZM179 98V100L178 101H176L177 99ZM186 98V99H185ZM198 98V99H197ZM200 98V99H199ZM252 98V99H251ZM2 99V100H1ZM30 99V100H29ZM51 99V100H50ZM120 99H121V101H120ZM154 99V100H153ZM156 99V100H157ZM171 99L173 100V101H171ZM180 99L181 100H183V101H181V105H179L180 107H178V104L180 103L179 101H180ZM192 99V100H191ZM193 99H194V103H193ZM215 99V100H214ZM225 99V98H224ZM235 99V100H234ZM8 100H10V104L9 105H11V107L9 106V105H7V107H6V105H5V102H6V104H8ZM118 100V101H117ZM165 100H167V99H165L164 98V100H162L161 101V103L162 102H164ZM170 100V101H169ZM188 100H189V102H188ZM198 100V101H197ZM214 101V103H213V101ZM232 100V101H231ZM249 100L251 101L250 103H248L249 102ZM259 100V101H258ZM11 101H12V103H11ZM31 101V102H30ZM38 101H40V102H38ZM52 101L54 102V104L56 105H51V103H52ZM69 101V100H68ZM77 101H79V105L77 104V105H75L74 107L76 108H72V106L74 105V104H76V102ZM80 101H82V103L80 102ZM105 101V102H104ZM108 101V102H107ZM117 101V102H116ZM212 101V102H211ZM234 101V102H233ZM239 101V100H238ZM21 103V102H23L24 104L22 105V103L20 104L21 106H19L18 105V103ZM30 102V103H29ZM49 102H50V104H49ZM111 102V103H110ZM113 102V103H112ZM115 102V103H114ZM168 102V103H167ZM170 102H172V103H170ZM179 102V103H178ZM211 102V103H210ZM233 102V103H232ZM240 102V101H239ZM3 103V104H2ZM15 103H17V105L15 104ZM29 103V104H28ZM41 104L42 105V108L41 107H39L38 105L39 104ZM78 103V102H77ZM90 103V104H89ZM109 103V104H108ZM191 103V104H190ZM193 103V104H192ZM204 103H205V105H204ZM208 103V104H207ZM231 103L233 104V107L232 106H230L231 105ZM234 103H235V105H234ZM53 104V103H52ZM83 104V105H82ZM87 104H89V105H87ZM160 104V103H159ZM163 104L164 103H162L161 104V106L163 107ZM196 104V105H195ZM199 104V105H198ZM207 104V105H206ZM226 104V105H225ZM248 104V105H247ZM252 104L254 105V107H255V110H254V108L253 107H250V106H252ZM5 105V106H4ZM32 105H34V103H32ZM40 105V106H41ZM49 105V106H48ZM57 105H58V107L59 108H62V107H64L63 108V110H61V109H59V110H56V107H57ZM60 105V106H59ZM67 105H68V107H67ZM195 107V111L193 110L194 108H193V106ZM211 105V106H210ZM4 106V108H2ZM9 106V107H8ZM31 106V105H30ZM51 106V108L53 107V109H55V110H53V111H51V110H49L50 107ZM66 106V107H65ZM79 106V107H78ZM86 106V107H85ZM88 106V107H87ZM92 106V107H91ZM114 106V107H113ZM188 106H191V108H193V109H191L190 107H188ZM200 106V107H199ZM208 106H209V109H207L208 108ZM214 106V107H213ZM24 107V108H25ZM29 107V108H28ZM34 107H39V109L36 111L35 109H37V108H35V109H33ZM58 107H57V109H58ZM202 107V108H201ZM230 107H232V108H230ZM246 107H249V109H247ZM8 108H9V110H8ZM48 109L49 111H45V109ZM66 108H69L67 111H69V110H76V111H74L73 113H70V112H66L65 111V114H64V110H66ZM71 108V109H70ZM79 108V109H78ZM136 108H137V110H136ZM180 108V109H179ZM211 108H213V109H211ZM243 108H246L247 110H249V111H247V110H243ZM3 109V110H2ZM46 109V110H47ZM116 109V110H115ZM131 109V111L132 112H130L129 110ZM136 111H135V110ZM190 109H191V112H193L192 114H196V115H191L190 114ZM211 109V110H210ZM216 109H217V107H216ZM251 109H253V110H251ZM63 111V114H60V112L61 111ZM96 110V111H95ZM105 112H104V111ZM193 110V111H192ZM197 110H201L202 112H201V114H200V112H198ZM204 110H207V111H204ZM209 110V111H208ZM223 110V109H222ZM242 110L244 111V112H242ZM250 110L252 111V112H250ZM13 111H16V110H13ZM71 111V112H72ZM100 111V112H99ZM102 111V112H101ZM135 111V112H134ZM245 111L246 112H250L251 114L252 113H254L253 115H255V113H256V115H255V118L253 117V115H251L250 113L248 114V113H245ZM254 111H256V112H254ZM6 112H5V114H6ZM83 112V113H82ZM128 112V113H127ZM194 112H196V113H194ZM207 112H208V114H207ZM238 112V111H237ZM3 113V112H2ZM2 113H0V115L2 114ZM14 113V112H13ZM209 113H211V114H209ZM4 114V113H3ZM2 114V115H3ZM16 114V113H15ZM100 114H102V116L100 115ZM108 114V116H106ZM203 114V115H202ZM75 115V116H74ZM99 115V116H98ZM106 117H105V116ZM127 115V116H128ZM138 115V114H137ZM209 116V115H211V116H213L212 118H211V116H209V118L208 117H204V116ZM218 115H217V117H218ZM58 116V117H57ZM134 116V115H133ZM133 116H131V114H130V117L131 118H134ZM184 116V117H185ZM237 116H239L238 118H239V121L241 120L240 118H242V119H246L247 121L246 122H244L243 120H241V121H243V122H238V119H237ZM91 117V118H90ZM102 117L104 118V119H102ZM136 117H138V116H136ZM190 117V118H191ZM254 119H253V118ZM1 118H3V116L1 117ZM87 118H88V120H87ZM98 118V123H96L95 121H96V119ZM186 118V117H185ZM197 118V117H196ZM204 118L206 119V120H204ZM70 119V120H69ZM198 119H200V118H198ZM217 119V118H216ZM215 119V120H216ZM235 119H237L236 120V122H237V126L241 129V131H239V132H237L238 130H239V128L238 127H236L235 126V124H234V122H235ZM253 119V120H252ZM76 120V121H75ZM218 120V119H217ZM77 121H79V122H77ZM84 121V122H83ZM94 121V122H93ZM253 121H254V123H253ZM256 121V122H255ZM9 122V123H8ZM15 123V124H13V123ZM89 122V124H95L93 127H92V125L90 126V125H88L87 123ZM91 122V123H90ZM230 122V123H231ZM78 123V124H77ZM81 123V124H80ZM84 123H85V125H84ZM238 123H239V125H238ZM241 123H243L242 125H241ZM17 124V125H16ZM61 124V125H60ZM76 124V125H75ZM86 124H87V128H84L83 126H86ZM97 124V125H96ZM256 124V125H255ZM80 125V126H79ZM81 125H82V127H81ZM250 125V126H249ZM20 126V127H19ZM78 126L80 127V128H78ZM88 126H90V130L92 131V134L94 135V137H95V139H94V137L92 138V140H89V139H91V137L93 136V135H87V133L89 132L90 133V130H89V128H88ZM110 126V127H109ZM242 126V127H241ZM252 126V127H251ZM92 127V128H91ZM243 127H244V130H243ZM246 127V128H245ZM237 128V129H236ZM77 129H79V130H77ZM83 129H88V131L86 132L85 130H83ZM82 130V131H81ZM237 130V131H236ZM79 131V132H78ZM232 131H230V132H232ZM229 132V133H230ZM87 136H90V138H88ZM98 137V138H97ZM234 138V139H233ZM236 138V139H235ZM239 140H238V139ZM93 139H94V141H95V144H94V141H93ZM98 139V140H97ZM102 140L103 142H101V144H100V141L99 140ZM2 140V141H1ZM21 140V141H20ZM99 141L98 143H97V141ZM107 140V139H106ZM107 140V141H108ZM123 140V141H122ZM124 140H125V143L126 144H123V142H124ZM134 140V141H133ZM53 143H52V142ZM105 141V142H104ZM52 143L51 145H53L54 147L56 146L57 147V150L55 149V151L53 150H50L49 149V147H51V149L53 148L54 149V147H52L49 143ZM56 143V145H54L55 143ZM90 142H92V143H90ZM116 142V144H114ZM143 142H145V143H143ZM241 142V143H240ZM103 143V144H102ZM111 143H113L114 145H112ZM121 143V144H120ZM143 144V145H141V147H140V144ZM148 143V144H147ZM229 143V144H230ZM46 144V145H45ZM98 144H100V145H98ZM144 144H146V146H144ZM234 144V145H233ZM241 144H243V145H241ZM123 145V146H122ZM148 145H150L149 147H148ZM112 146V147H111ZM113 146H115V147H113ZM134 146V147H133ZM144 146V147H143ZM170 144L168 145V147H166V145H165V147L167 148V149H171L170 147ZM226 146V145H225ZM227 146H228V144H227ZM55 147V148H56ZM178 147H180V149L178 148ZM175 146V148H178L179 150H178V152H177V154L178 153H180V155H181V148H182V146ZM249 147V148H248ZM129 148H131V150H129ZM139 148V149H138ZM143 148V149H142ZM146 148V149H145ZM148 148V149H147ZM149 148H151V149H149ZM225 148V147H224ZM16 149V150H15ZM104 149V150H103ZM144 150L145 151V154H144V151H140V150ZM234 149H235V151H234ZM251 151H250V150ZM255 149H256V151H255ZM105 150H106V152H105ZM116 150H117V152H116ZM128 151L130 152V153H128ZM137 151L138 152H140V154H139V157H138V153H137ZM153 151V153H154V151H155V153L153 154V155H155L153 158H152V154H150L151 152ZM180 151V152H179ZM225 151H222V153H224ZM236 151H237V153H236ZM58 152V153H57ZM63 152V153H62ZM103 152H105V153H103ZM142 152V153H141ZM147 152V153H146ZM148 152H150V153H148ZM249 153L250 155H248L247 156V154L246 153ZM251 152H253L252 154H251ZM55 153V154H54ZM60 153V154H59ZM68 153H69V155H68ZM108 154L109 155V157L108 156H106V158L105 157H103V158H101L100 156H97V155H101V154ZM135 153V154H134ZM221 153V154H222ZM236 153V154H235ZM255 153H256V155H255ZM67 154V155H66ZM106 154V155H107ZM125 154H126V156H125ZM137 154V155H136ZM144 154V155H143ZM147 154H149V155H152V156H150V157H148L149 155H147ZM50 155V156H49ZM61 155V156H60ZM103 155H101V156H103ZM134 155V157H132V156ZM136 155V156H135ZM66 156V157H65ZM76 156V157H75ZM105 156V155H104ZM142 156V157H141ZM177 155H175L174 157H176ZM178 156H179V154H178ZM221 156H223L224 157V161H225V156L224 155H221ZM245 156H247V158H245ZM96 158V161L94 160L95 158ZM98 157H99V159L101 160H99L98 159ZM118 157H116V159L118 158ZM135 158V157H137L136 158V160H132L131 159V163L133 162V164H130V162H128L127 161V159L128 158ZM144 157H146V158H144ZM174 157H172V158H174ZM180 158H181V156H179ZM223 157H220V158H222L221 160L223 161ZM30 158V159H29ZM64 158V159H63ZM94 158V159H93ZM109 158V159H108ZM127 158V159H126ZM230 158V159H229ZM234 158V159H233ZM73 159V160H72ZM75 159V160H74ZM80 159V160H79ZM86 159H90V160H93L92 162H94V164L96 163L97 165L95 166V168H94V166L93 165H90V164H88V162L89 163H91L90 161H88V160H86V161H88V162H86L85 160ZM105 159H106V161L109 163V162H112L113 163V161H116L115 162V164L113 163L112 164V167H114V166H118L119 168H111V163L110 164H106L104 161H105ZM142 159H144V160H142ZM147 161H146V160ZM174 159H176V158H174ZM173 159V160H174ZM228 159L230 160V162L228 161ZM236 159V160H235ZM245 159V160H244ZM63 160V161H62ZM97 160L99 161V163H97ZM156 160H158L157 162H156ZM172 160V161H173ZM220 159H219V161H221ZM231 160H233V161H231ZM235 160V161H234ZM79 161V162H78ZM85 161V162H84ZM103 161V163L104 164H101V162ZM130 161V160H129ZM75 162H76V164H75ZM84 162V163H83ZM119 164H118V163ZM124 162L125 163H127L126 165L124 164ZM138 162V163H139ZM117 163V164H116ZM221 163H223V164H221ZM34 164V165H33ZM99 164V165H98ZM146 164H144L145 166H146ZM225 164V165H224ZM83 165V166H82ZM88 165V166H87ZM90 165V166H89ZM102 165V166H101ZM104 165H107V166H104ZM110 165V166H109ZM125 165V166H124ZM130 165H133V166H130ZM144 165H142V166H144ZM87 166V167H86ZM91 166H93L92 168H91ZM121 166V167H122ZM140 167L141 165H139V164H137L136 165V167ZM31 167H33V168H31ZM39 167V168H38ZM85 167V168H84ZM89 167H90V169H89ZM105 167H107L106 169H105V171H104V168ZM130 167V168H129ZM241 167V168H240ZM247 167V168H246ZM249 167V168H248ZM2 168H4V169H2ZM37 168V169H36ZM95 170H94V169ZM97 168V169H96ZM100 168V169H99ZM123 168H120V169H123ZM227 168V167H226ZM31 169V170H30ZM33 169V170H32ZM86 169H88V170H86ZM99 169V170H98ZM119 169V170H120ZM217 169V168H216ZM228 169V170H229ZM240 169V170H239ZM248 169V170H247ZM225 170L227 171V172H225ZM237 170V171H236ZM242 170H243V172H245V173H243L242 172ZM29 171H31V173L29 172ZM32 171H34V173L37 175L38 173L36 172V171H39L40 173H39V175H37L38 176V179H37V182L39 183L38 185L36 184V186L37 187H39V185H40V189L39 190H37V191H39V193L38 194H36L35 195V198H33L34 197V194L36 193L35 191H36V187H33V189L35 190V191H33V189H32V192L33 193H30L31 191L30 190H28L29 189V186L27 187V185L25 186L23 183H27V181H25L26 179H24V178H29L30 176H29V173L30 174H34V173H32ZM99 171V172H98ZM102 171H104L103 173L104 174H102ZM238 171H240V172H238ZM251 171V172H250ZM25 172H27L26 174H25ZM78 172V173H77ZM81 172H82V174H81ZM91 172H93V173H91ZM96 172V173H95ZM249 172V173H248ZM239 173V174H238ZM240 173H241V175H240ZM25 174V175H24ZM69 174V175H68ZM79 176H78V175ZM84 174V175H83ZM218 174H219V178H218ZM222 174V173H221ZM245 174V175H244ZM252 174V175H251ZM35 175V177L37 178V176ZM92 175V177L93 178H90V176ZM229 175H230V177H229ZM244 175V176H243ZM248 175V176H247ZM256 175V176H255ZM23 176H25L24 178H23ZM64 176V177H63ZM82 176V177H81ZM223 176V175H222ZM250 176V177H249ZM89 179H88V178ZM215 177H216V179H215ZM238 177H240V178H238ZM241 177H242V179H241ZM244 177H246V178H244ZM250 179H248V178ZM255 177V178H254ZM82 178H84V179H82ZM97 178V177H96ZM220 178H222V179H220ZM225 178H227V179H225ZM232 178V179H231ZM30 179V178H29ZM42 179V180H41ZM86 179H88L87 181L88 182H86ZM225 179V182L223 181ZM236 179H237V181H236ZM247 179V180H246ZM23 180H24V182H23ZM61 180V181H60ZM96 180H97V182L99 183V179H94L93 181L94 182H96ZM99 180V181H98ZM218 182L219 181V184H220V181L222 180V183L224 184V186L221 184V185H219V184H217L216 182ZM227 180V181H226ZM241 180H243V181H241ZM42 181V182H41ZM85 181V182H84ZM250 181H252V182H250ZM81 182V183H80ZM93 182V183H94ZM230 182H232V184L230 183ZM239 182V184H236V183H238ZM241 182H243V183H241ZM249 184H248V183ZM41 183H43V184H41ZM65 183L67 184V185H65ZM86 183V184H85ZM87 183H90L91 185H89V184H87ZM211 183V184H210ZM228 183V184H227ZM241 183V184H240ZM246 183V184H245ZM258 183V184H257ZM70 184H72V186L70 185ZM101 183H99V187H98V184H97V190H99V189H101V185H100ZM243 184V186H241ZM47 185V186H46ZM102 185H103V187L105 186V184L104 183H102ZM213 185V186H212ZM246 185V186H245ZM252 185V187L250 188V186ZM24 186V187H23ZM50 186V187H49ZM88 188H87V187ZM219 186V187H218ZM229 187V191H228V187ZM44 187V188H43ZM86 187V188H85ZM93 188V191H94V193H91L92 194V197H91V194L90 193H88V191L89 192H93V191H91L92 190V188ZM215 187V188H214ZM221 187V188H220ZM225 187V188H224ZM233 187V188H232ZM248 187V188H247ZM31 188V187H30ZM90 188V190H86V189H89ZM213 188H214V190H213ZM220 190H219V189ZM82 189H85L86 191L84 192ZM103 189V188H102ZM225 189L227 190V191H225ZM244 189V190H243ZM246 189V190H245ZM249 189V190H248ZM255 189V190H254ZM262 189V190H261ZM29 191V192H28ZM69 191V192H68ZM215 193H214V192ZM235 191H237V192H235ZM240 191H242V192H240ZM246 191V192H245ZM252 191V192H251ZM82 192H84V193H86V194H82V196L83 195H86V196H90V198L89 199H87L88 197H82L81 196V194L80 193H82ZM226 192H228V195L230 194L231 195V197H233L234 195H236V197H237V195L240 193V195L241 196H243V198L245 197L246 199H247V197L248 196H246V195H249L250 197L252 196V194H253V196L255 197H251L253 200V204H252V202H251V199H249V202H248V199H247V203H245L246 202V199L244 200L242 197H239L240 199H238V197H237V199H236V197H233V198H235L236 199V202L234 201L235 199H231V200H228V198L226 199L225 198V195H227L226 194ZM15 193V194H14ZM42 193V194H41ZM233 193H235V194H233ZM238 193V194H237ZM247 193V194H246ZM251 193V194H250ZM40 194V196H37V195H39ZM70 194H72V195H70ZM78 194H80L79 196H78ZM225 194V195H224ZM232 194H233V196H232ZM244 194V195H243ZM261 194V195H260ZM31 195V196H30ZM33 195V196H32ZM41 195H42V197L44 198V199H42V200H40L39 201V199L37 198V200H36V202L38 201V203L40 204V205H44L43 207L42 206H38V204L37 203H35V201L33 200V199H36V197H41ZM68 195V196H67ZM69 195L71 196V197H73V195H76L75 197H73V198H68L67 199V197H69ZM94 195V196H93ZM224 195V196H223ZM227 195V196H228ZM258 195V196H257ZM77 196H78V200L79 199H81V200H83L84 201V199L86 198V200H88V201H84V204H86V202L90 205L89 207L91 208V210H90V208H87L88 206H85V205H83L82 203H80L79 204V202L77 201ZM223 196V197H222ZM257 196V197H256ZM11 197V198H10ZM31 197H32V202H31ZM41 197V198H42ZM48 197V198H47ZM64 197H65V199H64ZM229 197V196H228ZM231 197H229V198H231ZM18 198V197H17ZM19 198V199H20ZM52 198V199H51ZM84 198V199H83ZM223 198H224V200L225 201H223ZM242 198V199H241ZM258 198H259V200H258ZM27 199L31 202L30 204H29V201H27ZM59 199H62V201L64 202V203H66L67 205H65L63 202H61V204H63L64 206H67V207H69L70 205H72L70 208H71V210H70V208L68 209H65L64 207H62L61 209H64L66 212H67V210H68V213H66L65 214V211L64 210H61L60 211V205L61 204H59L58 203V200ZM73 199H74V201H73ZM76 199V200H75ZM256 199V201L257 202H260L261 203V206L260 207H255V203H254V200ZM48 200V201H47ZM69 200H71V201H69ZM80 200V202H83V201H81ZM234 201V203H232L233 201ZM240 200V203H241V201L242 200H244L243 201V204H241V206H242V209H241V206H240V208H239V205H240V203H239V205H238V207L237 206H235L236 204H237V202ZM263 201V202H261V201ZM33 201H34V203H35V205H34V207L36 206V210L38 211H36V210H34L35 208L33 207ZM53 201H55V202H57V203H54ZM61 201V200H60ZM67 201L69 202V203H67ZM220 201H218V202H220ZM227 201H230V203L229 202H227ZM255 201V202H256ZM4 202V203H3ZM28 202V203H27ZM72 202V203H71ZM75 202V203H74ZM76 202H77V204H79V205H81V207L79 206V205H76V207L78 206V210L81 208V209H86L87 210V213L88 214H86L85 213V215H87V217H85L86 219L88 218V216L89 215H92L91 217H92V219H89V218H91L90 216H89V220L87 219V222H91V220H92V222L90 223L91 224V226L92 225H94V227H91V226H89L86 222H85V218H82L81 216H83L84 214L82 213V211H81V209H80V213H82V214H80L81 216H79L80 218H81V220H80V218H78L77 216V218H78V222L77 221H75L74 222V217L75 216H73V214L71 215L70 213L71 212H73L75 215H76V213H78L77 211H72V209L73 210H76L74 207H75V204H76ZM224 202V203H223ZM225 202H227V203H225ZM250 202H251V205H253L254 207L252 208L253 210H252V212H249V213H247L248 211V209L249 208H251L252 206H250L249 204H250ZM256 202V203H257ZM16 203H15V205H16ZM52 203V204H51ZM74 203V204H73ZM102 202L100 201V202H98V204L96 203V205H98L99 206V204H100V206L102 207V208H104L103 206H102V204H101ZM222 203H223V205H222ZM236 203V204H235ZM2 204L0 203V209L2 210L3 209V207L4 206H2ZM37 204V205H36ZM54 204L56 205V206H58V207H56L57 209H55V207H54ZM104 204V203H103ZM21 205H23V206H21ZM220 205V206H219ZM226 205V206H225ZM231 205H233L234 207H237V208H239V209H241L242 211H243V215H241L242 213V211H239L238 209L236 210V208H235V210H234V207H230V208H233L232 210H230V208H228V206H231ZM258 205H260L259 203H258ZM38 206V207H37ZM47 206H52V208H54V210L53 209H50V207H48L47 208ZM62 206V205H61ZM85 206V208H82V207H84ZM92 206H94V204L92 203ZM99 206V207H100ZM104 206H106V205H104ZM221 206H224V207H227L228 208V211H229V217H231V214L233 213V212H236V211H238L237 213H235V215L236 214H238V215H240V217L238 216V215H234L233 217H231V218H235V217H237L238 216V218H237V223H239V224H236V225H238V227H239V229H238V232H239V230L241 231V233H243V235H244V233H246V232H243L242 230H241V228H240V226L242 225V227L245 225H247V224H245V220H247V219H249V220H255V222L257 221V223L256 224H259V220H260V222H261V225H256L255 224V226H257L256 228H257V231H256V228H255V226L253 225L254 224V222L252 221H250L251 223H249L248 224V226L247 227H251V225L252 226H254V227H251L252 228V230H251V228H250V230L252 231H248V232H250L251 234L254 232V230H255V232H258V236L260 237V239H259V237H258V241H262L261 243L262 244H260V243H258L257 244V242H255V240L253 239V238H255V239H257L256 238V236L257 235H255L256 233H253V235H251L250 233H249V235H247L248 233H246V235H244L247 239H248V236L249 237H251L250 239H253L254 241L252 242L251 240H249L250 241V243H249V241H248V243L246 242V240H245V237H243L242 235H241V233L239 234L238 233V235H240L241 236V238L242 239H240L239 237V241H240V243H239V241L236 239L235 241V244H237V245H235L234 244V241H233V239H234V237H236L237 236V234H236V232H233V229L232 228H234L236 225H235V223H234V219L232 220V219H230L227 215L228 214H226L225 215V213L226 212H223L224 210L226 211V208L224 209V207H221ZM247 206L249 207L248 209H246L247 208ZM2 207V208H1ZM22 207V208H21ZM41 207V208H40ZM98 207V208H99ZM243 207H244V209L247 211H245V210H243ZM5 208V211L7 210ZM31 208H34L33 210L31 209ZM39 208V209H38ZM44 209L45 208V210L44 211H46L47 213H50V214H47V213H42L41 211L42 210H40V209ZM94 208V207H93ZM96 208V207H95ZM223 208V209H222ZM254 208H255V210H254ZM257 208H260L259 210H257ZM21 209H23V210H21ZM46 209H48V210H46ZM50 209V210H49ZM88 209H89V211H88ZM97 209V208H96ZM95 209V210H96ZM223 211H222V210ZM1 210H0V212H1ZM14 210V213L15 214H13V211ZM19 210H21V211H19ZM51 210H53V211H55L54 213L51 211ZM56 210H57V213H56ZM86 210H84V212H86ZM221 210V211H220ZM251 210V209H250ZM4 210H2V214L4 215V217H2V216H0L1 218H2V223L3 224H5V223H8L9 224V227H8V224H5V225H7V226H5L4 225V229L7 227V230L9 229V231L11 230V229H13V230H15V232L17 231V233H12V231L10 232V233H12V234H14L15 236H16V239H14V238H12V237H14V236H11V234H8L7 235V233L6 232H4L5 234H6V236H3L4 234H2L1 233V231H2V229L1 228H3V227H1V226H3V225H1V221H0V242L3 240L2 238H4L5 239V237H6V241L5 240H3V243H2V245L4 244L5 246H7V244L9 243V244H11V242H13V239H14V241H18V243H15L14 242V244L12 245H8L7 247H11V246H13V248H17L16 250H19L18 249V247H19V244H21L20 245V249H21V246H22V249L23 248H25L24 250L25 251H28L29 252V254L28 253H26L24 250V253L26 254L25 255V257H24V253H23V251H19V255L17 254V255H15L16 254V252H15V250L14 249H11V250H14V251H9L8 249H6L7 247H2V245L0 244V254H2V256H4L3 254H8L7 255V259H5L6 257H2L1 255V257H0V259H1V261H0V263L1 264H7L8 262L7 261H9V263L8 264H10L11 262H10V259L12 260V258H14L13 260L14 261H12V263H14L15 262V264H19V262H21V264H23L25 261H27V262H25L26 264H35L34 263V260L36 259V261L38 260L37 258V255L35 254V252H32V251H34V250H32L31 252H30V247H32L33 245H31L32 243L31 242H29V245L30 246H28V242H24V244L26 245L25 247H23V245H22V243L23 242H21V243H19V241H20V239L19 238H21V235H19L20 233H18L19 231H21V229H20V227L21 226H19L18 224H17V220L19 219V215L21 214H19L18 216H15L16 217V219L15 218H13V219H15V222L13 221V219H11L13 222V225L15 224H17L16 226H19V227H16L15 225V229H14V227H13V225H11L9 222L11 221V220H9V219H7L8 217H9V215L7 216L6 214H4V212H3ZM32 211V212H31ZM34 211H35V213H40L41 212V214H42V216H40V214H34ZM48 211H51V212H48ZM62 211H64V213L62 212ZM71 211V212H70ZM90 211L91 212H93L92 214L90 213ZM96 211H98V209L96 210ZM220 211V212H219ZM230 211H232V212H230ZM257 212V211H259V213L258 214H260L259 215V217H260V219H258V218H256L258 215H256L255 217H253V219H251L250 217H252V215H255V213H253V212ZM23 212V213H24ZM59 212V213H58ZM247 213V214H250V215H246L245 216V213ZM1 213H0V215H1ZM224 213V214H223ZM240 213V214H239ZM253 213V214H252ZM52 214V215H51ZM57 214H59V215H57ZM5 215H6V219L4 220V218H5ZM23 215V214H22ZM35 215H38V216H36V219H35V217L34 216ZM44 215H46V218H47V220H45V217H44ZM79 215V214H78ZM219 215H221L220 217H219ZM21 216V215H20ZM33 216V217H32ZM69 216H73L72 217V221H70V219H71V217H69ZM94 216V217H93ZM226 216V217H225ZM244 217L245 216V219L243 218L242 219V217ZM250 216V217H249ZM18 217V218H17ZM22 217V216H21ZM21 217H20V220H21V223H22V219H24L23 217H22V219H21ZM68 217L70 218L69 220H68ZM76 217H75V220H76ZM246 217H248V218H246ZM262 217V218H261ZM104 218V217H103ZM106 218V217H105ZM109 218V217H108ZM223 218H226V219H223ZM228 218V219H227ZM55 219V218H54ZM83 219H85L84 220V222H85V224L87 225V226H89L88 227V229L87 230H89L88 231V233H90L91 235H89L88 233L87 234H85V232H87V231H85L84 230V228L85 227H87V226H84L85 224L83 223ZM96 219V221H98L99 219L98 218H95ZM94 219V220H95ZM98 219V220H97ZM238 219H242L243 221H244V223H243V221H241V220H239V222H238ZM1 220V219H0ZM6 220H8L7 222H6ZM20 220H18V222L20 223ZM34 220H33V222H34ZM229 220L231 221L232 220V222H233V224H232V222H231V232L228 230L227 232H226V230L227 229H230V222H229ZM249 220L247 221V222H249ZM3 221H5V223L3 222ZM37 221V222H38ZM107 221V220H106ZM229 223H228V222ZM263 222H264V220H262ZM53 222H55V221H53ZM55 222V223H56ZM126 223H127V221H125ZM240 222H241V225H240ZM246 222V223H247ZM80 223H82V224H80ZM93 223V224H92ZM97 225H96V224ZM37 224H39V222L37 223ZM37 224H36V222H34V227L36 228V227H38L37 226ZM72 224V225H71ZM74 224V225H73ZM117 224V223H116ZM125 224V223H124ZM217 224V223H216ZM251 224V225H250ZM95 225H96V227H95ZM126 225H129L128 223L126 224ZM228 225V226H227ZM234 225V226H233ZM244 226V227H245ZM260 226H261V228H260ZM46 227V226H45ZM83 227V228H82ZM98 227H97V229H98ZM116 227V228H115ZM117 227H119V228H117ZM229 227V228H228ZM247 227H245V228H242L243 230L244 229H246ZM11 228V229H10ZM17 228V229H16ZM44 228V227H43ZM42 227H40L39 226V229H41V230H38V228H36L37 229V233L38 234H40L41 232H43L44 230H46V228H44L43 229ZM127 228H129L128 226H127ZM127 228H126V226L124 227V230L126 229L127 230ZM236 228V227H235ZM235 228H234V231H235ZM249 228H247L248 230H249ZM255 228V229H254ZM259 228V229H258ZM19 229V230H18ZM35 229V230H36ZM43 229V230H42ZM81 229V230H80ZM106 229V228H105ZM106 229V230H107ZM237 229V228H236ZM264 229V228H263ZM6 229L5 230H3V231H7ZM70 232H69V231ZM98 230H101V229H98ZM124 230L122 231L121 229L119 230V231H121V232H123L124 233ZM129 230V229H128ZM127 230V231H128ZM261 230V231H260ZM2 231V232H3ZM72 231V232H71ZM83 231V232H82ZM97 231V230H96ZM119 231H116V236L118 235V233H119ZM245 231V230H244ZM247 231V230H246ZM263 231V235H262V233L260 234V232H262ZM63 232V233H62ZM64 232H67V233H64ZM121 232H120V234L118 235V236H120L121 235ZM223 232V233H224ZM233 232V233H232ZM36 233V234H37ZM122 233V234H123ZM218 233V232H217ZM223 233L221 234V235H223ZM235 233V234H234ZM18 234V235H17ZM37 234V235H38ZM65 234H68V235H65ZM108 234V235H107ZM125 234L126 233H124V236L122 235L121 237H119L118 239H121L122 237L124 238L125 237ZM81 235V236H80ZM225 235V234H224ZM233 235H235V236H233ZM254 235H255V237H254ZM9 236V237H8ZM11 236V237H10ZM67 236V237H66ZM71 236V237H70ZM79 236V237H78ZM87 236H90V237H92V238H89V237H87ZM18 237V238H17ZM75 237V238H74ZM81 237V240L79 239ZM103 237V236H102ZM108 237V238H109ZM253 237V238H252ZM11 238H12V240H11ZM69 238V239H68ZM76 238H78L77 239V241H76ZM122 238V239H123ZM224 238H225V241H224ZM227 238V239H228ZM52 239V241H54V239L53 238H51L50 237V240ZM57 239H55V241H54V243H56V245L55 244H51L50 243V245H52V246H58L57 245V242L60 240H57ZM98 239V240H97ZM49 240V241H50ZM109 240V239H108ZM111 240V239H110ZM215 240V241H214ZM242 240V241H241ZM244 240V241H243ZM49 241L47 242V243H49ZM57 241V242H56ZM61 241V240H60ZM59 241V242H60ZM76 241V242H75ZM62 243L64 242V241H61ZM60 242V245L62 244ZM72 242V241H71ZM71 242H69V243H67V246L71 243ZM81 242V243H80ZM105 242H106V244H105ZM216 243L217 242V247L219 248V249H217L216 247H215V245L213 246V245H211V247L209 246L211 243ZM224 242V243H223ZM234 244V247L235 246H237V247H235V249H234V247H233V244ZM238 242V243H237ZM246 242V243H245ZM253 244H252V243ZM255 242V243H254ZM7 243V244H6ZM66 242H64V244H62V246H60V247H62V248H60L59 246H58V248H60V251H59V254H60V252L61 251H63V250H61V249H64L65 250V253H63V255L62 254H60V255H62V258L61 257H59V256H57L58 255V250L59 249H56L55 247H54V253H55V250L57 251L54 255H56V257L55 256H52L51 258L52 259H50L49 261L50 262H52L51 260H54V261H56L55 263L56 264H58L57 262H63L64 261V263L63 264H75V262H76V259H80L79 257L81 256H79L77 253H79V252H86V250L84 249V250H82L80 247V249H78L77 251L75 250L76 248L75 247H78L77 245L74 247V244H73V242L71 243L72 245H70L69 247L71 248V249H67V248H69V247H65L66 246V244H65ZM86 243L87 242H85L84 244L86 245ZM245 245V248L243 247V245ZM16 244V245H15ZM17 244H18V247H17ZM59 244V243H58ZM141 244V246L142 247H144V244H142V243H140ZM240 244H241V246H240ZM250 244H252V248H251V245ZM3 245V246H4ZM95 245H96V247H98V249L97 248H95ZM110 245V244H109ZM247 245H249V247H247ZM255 245V246H254ZM258 245H260V246H258ZM28 246V249L26 248ZM63 246H64V248H63ZM72 246L74 247V249L72 248ZM79 246H82V248L83 247H85L84 245H79ZM86 246H89V245H86ZM90 246V249L89 248H87L86 247V249L88 250V252H93V249H92V247ZM103 246H105V247H103ZM141 246H139L138 245V247H136V248H141ZM214 248H216L217 249V253H215L214 251H215V249H212L213 247ZM257 246V247H256ZM5 248V253L2 251L3 249ZM51 247V246H50ZM109 247V246H108ZM209 247H210V249H209ZM238 247H240V248H238ZM261 247V248H260ZM101 248H103V249H101ZM104 248H105V250H108V251H106V253L104 252L105 250H104ZM233 248V249H232ZM240 249V250H238V249ZM241 248H243L244 249V252L243 251H241V250H243V249H241ZM246 248H250V249H246ZM27 249V250H26ZM92 249V250H91ZM142 249V248H141ZM253 249V250H252ZM80 250V251H79ZM104 250V251H103ZM209 250H213L212 251V253H210L211 251H209ZM218 250H219V252H220V255L218 256L217 254H218ZM221 250V251H220ZM227 250V251H228ZM245 250H247L246 252H245ZM70 251V252H69ZM76 252V255H75V252ZM238 251H241L242 253H237ZM260 251H261V253H260ZM2 252V253H1ZM9 252L10 253H15L14 255L13 254H9ZM21 252H22V254H21ZM88 252H86L87 254H88ZM90 252V253H91ZM117 253V258H115V256H113L114 254H112V253ZM221 252H223L222 254H221ZM251 252L249 253L248 252V255L247 256H252V254H251ZM18 253V252H17ZM30 253H32V254H30ZM35 255H34V254ZM98 253H100V251H98ZM100 253V254H101ZM131 253H134V252H131L130 251V254ZM215 253V254H214ZM228 253H229V255H228ZM258 253H259V255H261L260 256V258L262 259H260L261 260V263H259V256H258ZM73 254L76 256H73ZM80 254V253H79ZM214 254V255H213ZM245 254H244V257H245ZM257 254V255H256ZM13 256L12 258H11V256ZM32 256V257H30V256ZM83 255V257H82V259H80V260H83L86 256H85V254H82ZM92 256V253L91 254H89V256ZM108 255V254H107ZM135 255V254H134ZM6 256V255H5ZM8 256H10V257H8ZM15 256V257H14ZM18 258H17V257ZM27 256V257H26ZM35 256L37 257V258H35ZM79 256V257H78ZM85 256V257H84ZM90 256V257H91ZM130 256H133V254L132 255H130ZM241 256H232V257H237V259L239 258V260H240V258H241V260H243V263L244 264H252L251 262H252V260H250V258H249V260L251 261H249L248 260V257L247 258H242ZM35 259H34V258ZM54 257V258H53ZM58 257L61 259H58ZM74 257L76 258V259H74ZM78 257V258H77ZM134 257V256H133ZM207 256H206V258H208ZM209 257V258H210ZM222 257V258H221ZM227 257L225 258L226 260H228V262L230 261V259H229V257H228V259H227ZM3 258L5 259V260H3ZM10 258V259H9ZM17 258V259H16ZM33 258V259H32ZM72 258L75 260V262L74 261H71L72 260ZM89 258V257H88ZM87 258V259H88ZM105 258V257H104ZM107 258H109L108 256H107ZM107 258H105V259H107ZM208 258V259H209ZM235 258H232L231 259V263L230 264H243V263H241L240 261L238 262V263H234V262H236V259ZM60 260V261H58V260ZM62 259H63V261H62ZM67 259V260H66ZM83 260V261H78V263L76 262V264H79V263H81V262H85V261H88V260ZM90 259V258H89ZM224 259V258H223ZM224 259V260H225ZM3 260V261H2ZM7 260V261H6ZM109 260H107L106 262H105V260H104V262H103V264H110V262H109ZM120 260V261H119ZM223 260V261H224ZM235 260V261H234ZM5 261V262H4ZM19 261V262H18ZM71 263H70V262ZM100 261V262H101ZM204 261H205V259H204ZM209 261H210V259H209ZM212 261V260H211ZM210 261V263L211 264H213L214 262H211ZM223 261H219L220 263H218V264H221V262L223 263ZM247 263H246V262ZM248 261H249V263H248ZM4 262V263H3ZM17 262V263H16ZM42 264H45V263H43L42 261H40ZM50 262H48L49 264H50ZM89 262L91 263V260H89ZM88 262V264H90ZM97 263V264H102V263ZM228 262H226V263H228ZM24 263V264H25ZM37 263L39 264V260L37 261ZM40 263V264H41ZM82 263V264H83ZM86 264H87V262H85ZM84 263V264H85ZM113 263H115V262H113ZM115 263V264H116ZM121 263V262H120ZM205 264H210L209 262L207 263V259H206V261L204 262ZM203 262H202V264H204ZM226 263H223V264H226ZM47 264V263H46ZM52 264H54L53 262H52ZM60 264H62V263H60ZM96 264V263H95ZM216 264H217V262H216Z\"/></svg>",
	"mask_w": 264,
	"mask_h": 264
}]
</instances>
